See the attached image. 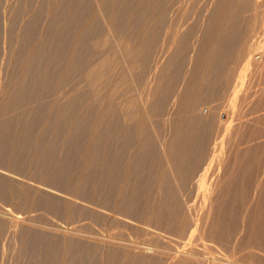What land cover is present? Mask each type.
I'll use <instances>...</instances> for the list:
<instances>
[{"label":"rangeland","instance_id":"obj_1","mask_svg":"<svg viewBox=\"0 0 264 264\" xmlns=\"http://www.w3.org/2000/svg\"><path fill=\"white\" fill-rule=\"evenodd\" d=\"M41 1H43V2H41ZM41 1L40 0H30V1L29 0H23V1L22 0H0V69H1L0 70V108L2 107L1 109L3 111H4V109H6L5 107L8 108V110H7L8 112L7 111L3 112L2 110H0V114H1L0 115V122L3 123V126H5V128H6V126H7V128L9 127L8 129H6L8 132H9L10 126H11L12 130L16 129L17 131L15 130L14 133L15 134L18 133L17 134L18 136L23 131L25 132V135H26V132H28V130H29V132L32 131L31 136L29 135V132L27 133V135H29L28 137H25L27 140H25V138L21 137V136H23V137L25 136L23 134L24 132L21 133L23 135H21L19 137L22 138V140L24 139V141L21 140L22 142L20 141L19 143L17 142L18 140L16 138H18L19 140H20V138L16 137L17 135H15L11 129H10V132L9 133L7 132L6 134H4L3 137H1L2 136V133H1L0 138H2L1 140L3 142L0 140L1 141L0 142V152L2 153L0 155L3 156V153L6 152L5 150H7L6 148H8L6 146H8L9 143H10L9 145L11 147L15 146V145L17 147V146H20L19 144L22 145V143L24 142V145H22L21 147L27 146L30 150H31L32 146H33V149L38 147V150H39V147L42 148L43 150H44V148L47 147L46 149L48 150V151L47 150L42 151V149H40L41 152L39 150L40 154H42L44 157H45V154L47 153L46 158H44L42 155L37 154V153H39L38 151L36 152V150L34 151L33 149H32V151H34V155H32L33 152L32 151L29 152L30 150H27L28 149L27 147H26L27 149L24 148V150L26 149L24 151V153H26V154L23 153V148H22V151L17 149L18 147L17 148L12 147L15 149H12L11 147L8 148V150H10V152H8V153H10L9 154L10 156H8V153L6 152V154H5L6 157H4V159L6 158V160H7V158H8V161H9L11 157H15L18 160V157L20 156V154L21 155L23 154L24 156L22 155V157L25 160L24 157H27L28 152H29V154L33 157L31 158V156H30V158L28 157V158H26V160L30 159V162H31V160L33 159V161H35L34 163L36 164V168H35L36 172L34 171L35 165L32 166L33 161H32V165H31V163L29 165L27 163L29 161L25 160L26 164L24 166L25 161H22L23 159L21 158V156H20V158L22 160L17 161L16 159L11 158L10 162H8L4 159H1L2 157L0 156V164H2V165L5 163L8 164L7 166H5L6 164L4 165L5 166L4 169L7 170V168H8V171L5 170V172H10L9 170L13 171L14 168H16V169H14V171H16V172H17V169H18V171L21 169L20 170L21 174H20V172L17 173V175L15 176V179H14L15 181L13 180V178H14L13 174L15 172H13V174L11 173L12 171L10 172L11 174L7 173L8 174V176L6 178L7 181L13 180L16 183L17 177H18V179L21 177L19 179V181L20 180L21 181L19 183L14 184L16 186V188H13V187H15L14 185H12V187L9 186V184L11 185L14 183L13 181H12V183H10V181H9V183L6 185L7 187L4 186L5 183H7V182L5 181V178L0 177L1 178L0 182H2V181L5 182V183L2 182V184H4V185H2V187L4 186V189L2 188L4 190V193L6 194L8 192V194H6V196H5L7 198V200L4 196H3L4 198H2L1 197L2 195H0V197H1L0 198V264H18V262H19L18 258H20L21 254H23L22 252L25 251V250H23L24 247L21 248V246L23 245L22 241L24 242V239H25L22 236L24 234H25L24 237H26V234L32 235V233H33L32 230L36 231V233H33L34 235L36 234V236H40V234H38L39 232H42V234L46 232L49 235V237L51 236L50 240L51 241L53 240V242L55 244H57L56 247L60 246V247L56 248V250H55L57 252H55L54 256L52 257V259L54 260V261L52 260V264H58L60 261L62 262V263L60 262L61 264H70L68 259L70 261H74V262H80V261L86 262V261H89V258L92 260V264H94V263L99 264L102 261L103 262L100 264H106L108 262L107 260L110 259V257L108 258L107 255H110L111 259L115 260L116 263H114L113 260H112L113 262H111V260H110V262L112 264H117L119 261L120 262L118 264H125V263L128 264L130 259H131V261L129 262V264H134L136 262L139 263L138 260H140L141 258H142L141 259L142 261H140L141 264H145V263L148 264V262H146V261H149V264H151V262L152 261L155 262V260H156L155 264H157V263L158 264H167V263L173 264V261L175 264L177 263L175 261H178L177 264H179V262H181L180 261L181 258H177L178 260H176V257L173 258L172 254H174V252H176V251H179V250L181 251L183 248H182V246H178L177 243H175L176 245L174 243H172V246L174 247V245H175L177 248L176 249L174 247L176 249V251H175V249L170 245L171 244L169 242L170 239L162 233V230L165 228V226H160V225L162 223H163L162 225H164V224L166 225V223H164V221L166 222V220H167L166 214L169 215L170 213H173V210L176 209V207H178V208L181 207L183 209V211H185L186 205H190V207H192V208H190L191 214L193 215L192 217L195 216V214H194L195 211H196V215L199 212L198 215L199 214L200 215L198 217L201 218V223L203 224L202 226L204 227L206 225L205 229L209 228L206 231V233H207L209 230L208 234L205 235L206 236L205 239L206 238L208 239L210 237H214V235H216V236L218 235V237H217L218 239H216L218 241L217 243H216V240H214L216 237L212 240L214 242H212L210 239L205 240L206 241L205 243L209 244V246L208 245L207 246L211 249V256L212 255L214 256V253L216 252L214 257H216V258L221 257L224 260V263L222 262L223 264H229V263H227L228 261H225V260H227L228 258L231 259V256H232V258L235 259L236 262H238V264H239V262H240V264H242V263L243 264H251L254 261H255L254 262L255 264L256 263L261 264V262H259V261H262V264H264V262H263V260H264V247H263L264 243H263V241L264 240H262L263 238H261L262 236L264 237V235H262V234H264V230H263L264 229V227H263L264 217H263V220H261V223H258L260 221V219L262 218V216L264 215V213H263L264 212V210H263V208H264L263 200L264 199L262 200V198H261L262 196H264L263 195L264 194V183H263L264 182L263 181V179H264V0H84V1L83 0H41ZM18 3L21 5H18ZM15 7H18L17 8L18 11L14 10ZM64 7H66V8H64ZM1 17H2V19H1ZM69 21H70V23H69ZM73 21H74V23H73ZM33 23H34V25H33ZM28 24L31 25V28L34 31H36L35 34H33V32L31 33L29 30H26V27H28ZM74 24H76V25H74ZM18 27H20L21 29ZM40 30H41V32H39ZM55 30H56L57 34L55 33ZM64 30H66V31H64ZM43 31H44V33H43ZM58 31H59V33H58ZM37 32H39V33H37ZM60 32L61 33L68 32L70 38H68L65 42H63L64 40L60 41L61 39H58L57 41H55V39H54V43L52 42V44H51V41H53L52 40L53 37L50 39V36H54L53 34H55V37H56L58 34H60ZM45 34H46V36H45ZM28 35H29V37H28ZM22 40H24V41H22ZM16 41L23 42V48H22L23 50L19 49L15 53L14 51H16V50H14L13 45H14V42H16ZM41 41L44 44H41ZM58 41H60V43ZM33 43H35V44H33ZM30 44H32V45H30ZM35 48H36V52H37V50L39 51L36 53V57H35L36 60L35 59L31 60L29 63L30 66L28 64L25 65V61L23 62L24 58L23 59L20 58L21 53L24 51L27 52V50H28L29 53H26V54H31ZM55 48H58V49H55ZM60 49H64L63 55H61V53L59 51ZM57 50L59 51V53ZM13 54H14V56H13ZM177 54H178V57H176ZM183 54H185V55H183ZM199 54H202V56ZM207 54H209V55H207ZM9 56H11V59L13 62L16 63L17 60H15V59H19V61L21 63L19 61H17L19 63H16L17 64L16 65L15 63L10 62ZM179 56H182V58L183 57L184 58L182 59ZM13 57L15 58L14 60H13ZM40 57H41V59H40ZM174 57H176V58H174ZM197 57H199L200 61H199V59H197ZM8 59H9V62H8ZM105 59L107 60L106 65L104 64L106 62ZM39 60H41V61H39ZM180 60H182V61H180ZM43 62L46 65L42 64V66H41L40 63H43ZM52 62L54 64H52ZM67 62H69V63H67ZM243 63H244V65H243ZM11 64L12 65L15 64L14 66L15 67L18 66V67L15 69V67L13 66L14 69H12ZM23 64H24V66H22ZM50 64H52V65H50ZM36 65H37V67H36ZM53 65L59 66L58 67L59 69L56 70V72H54L52 74L54 76V77L52 76L53 79L50 75V78H51L50 79V86H48V88H46V89L49 90V88L51 87L52 90L50 89L48 92L46 89H44V87H42V85L44 86V84L47 81V80L45 81V79L49 78V76L47 78L45 76L50 74L49 70H50V68L53 67ZM102 65L105 67L102 68L103 67ZM26 66H27V68L25 69ZM100 66H101V68H100ZM20 67H21V70H23L25 72L24 76L26 75V72L28 74L27 77L30 76L29 79L31 80V82L35 79L34 77H36L37 75L40 74V76L39 77L37 76V78L41 77V71H43L41 69H44L43 73L45 71H49V72H45L44 73L45 75L42 73L43 75L41 78H43V77H45V78L43 79V81L41 80V78L39 79L40 81H42V84L40 86H38V87L36 86V83H37V85H39L38 83L40 82L39 80L37 81L36 80L37 78H36L34 80L35 82L33 81L34 83H32L33 86L31 85L32 88H31V86H28V88H30V89L27 90V88H26L24 90V91L27 90V93H29L28 96L30 98L33 96L32 97L33 99L31 98V100H29L30 98L27 96V93L23 92L21 96L24 97V95H26L25 98H27V99H22V97H21V99L26 100V101H23L24 103H22V104L19 101L18 104L16 105V108H15V106L13 108L12 105H7L8 102L6 104V101H8V98L10 96L8 91H10V90L12 91V89L11 88L9 89L8 87L9 86L12 87L14 85L16 86L18 84V82L21 81L20 80L21 78H19V77L20 76L23 77V75L21 73V70L19 69ZM23 67H24V69H23ZM40 67H42V68H40ZM45 68H47V70H45ZM93 68L95 69V71L92 70ZM245 68H247V69H245ZM248 69H249V71L247 72ZM7 70H8V72H7ZM10 70H14V71H12L13 74H12V72L10 74ZM16 70L19 73H16ZM99 70H100V72H99ZM89 71H91V73H92L91 76L89 75V74H91V73H89ZM102 71H103V73H101ZM46 73H48V74H46ZM9 74L11 76L15 74L14 76L18 75V77L16 76V79H15L14 76L9 77ZM87 75H89V76L87 77ZM93 75H95V76H93ZM98 75L101 78H104V77L105 78L101 79ZM95 77H97V78L94 79ZM18 78L20 81L18 80ZM98 79H99V81H98ZM183 79H184V81H183ZM15 80H17V81H15ZM13 81H15L17 84ZM95 81H96V83H95ZM10 82H13V83H10ZM7 83H9L10 85H7ZM12 84H14V85H12ZM34 85L36 86V88L40 87L39 91H38L39 93L36 92L34 94V92L37 91V90H35L36 88ZM1 86H3V88ZM33 87L35 88L34 91H33ZM43 89L46 91L44 92ZM5 90H7V91H5ZM30 90L32 91V94L30 93L31 92ZM6 92H7V95L5 94ZM46 92L48 94H46ZM40 93L43 94V96H41ZM44 93L46 94L45 97L48 96L47 99L44 98V95H45ZM36 94H37V96L40 94L38 96L39 99L41 97H42V99L43 98L45 99V100L43 99V101L46 102V105H44L45 102H43V101H42L43 104H40V102L38 101L40 104V105H38V102H37L38 97L36 98V96H34ZM4 97H5L6 101H5ZM157 99H159V101ZM154 102L155 103L157 102V103L155 104ZM28 104H30V105L28 106ZM31 104H33V105H31ZM21 105H23L24 107L22 108ZM50 105L52 108H53V106L56 108V110H55V108H53L55 113L52 110V108L50 109ZM38 106H40V107L46 106V109L43 107V108H40L41 110H37V109H39ZM48 107L50 110H48ZM18 108H20V109L18 110ZM32 108H34L33 112L31 111V110H33ZM35 108H37V109L35 110ZM75 108H78V112ZM80 108H81V110H79ZM42 109L44 110V112ZM71 109H72L73 113L69 112V111H71ZM46 110H48V111H46ZM57 110L60 112H58ZM41 111H42V113H41ZM49 111L53 113V114L51 113L52 116H51ZM75 111L78 113V116L76 115L77 113ZM80 111H82V112L80 113ZM1 112H3V113H1ZM5 112L9 113V116H7L8 114H4ZM28 112L33 113L32 117L29 116L30 119L32 118L31 124L29 123L31 121H28V119H27L28 115H29ZM83 112L84 113L86 112L85 113L86 115ZM10 113H12V114H10ZM44 113L47 115L49 114L51 117L48 116L50 118H47V115H45ZM66 113H67V115H66ZM79 113L82 115H80ZM34 114L38 115V116L35 115L36 119L39 117V119L42 120L43 117H41V115L43 116V114H44V119L45 118H46V120L50 119L48 123H47V121L44 123V120H42V122L40 121L41 123H44V126H45V124L49 125L51 122L53 123L54 120H57V121H54V124H51V126L56 125L57 127L52 126L53 129L51 128L49 130V128L51 126L49 128H48V125L44 127L39 122L38 119H37L38 121H36L34 119L36 123L39 122V124H36L33 120ZM55 114H58L57 115L58 117ZM60 114L64 115V116H61ZM75 115L77 118L75 117ZM1 116L2 117L4 116V119H5V116H7V118L5 120H3ZM12 117H14V119H11ZM15 117H19V118L15 120ZM52 117L55 119H53ZM64 117L66 118L65 119L67 121V122L65 121L66 123L64 122ZM72 117L74 120H72V122H71ZM25 118L27 119L28 122H26V121L24 122ZM83 118H85V119H83ZM7 119H8V121H7ZM12 120L14 122H12ZM18 121L21 122L22 127H21L20 123H19L20 126L17 127ZM84 121H85V123H84ZM55 122H57V124H55ZM59 122H61V125ZM75 122H77V123H75ZM12 123L13 124L15 123V126ZM23 123H24V125H23ZM70 123H72L71 126H70ZM4 124H6V125H4ZM25 124L28 127H30V129ZM64 124H66V126H65L66 129L65 128L62 129V126ZM83 124L85 125V127ZM12 125L14 127H12ZM35 125H37L36 128H35ZM38 125H40L39 127L42 126L43 128L40 129L38 127ZM77 125H78V127H76ZM23 126L25 128H23ZM82 126L84 128H82ZM31 127H32V129H31ZM33 127L35 128V130ZM55 127L57 128V130ZM58 127H59V129H58ZM74 127H76V129ZM19 128L21 130L22 129H25V130L21 131ZM72 128L74 130H76L75 132H77V133L80 132L81 135L76 134V133L73 134L74 130ZM37 129H39V131H37ZM46 129L49 131H46ZM60 129H62L64 131H62V133H61ZM71 129H72V131H70ZM80 129H81V131H80ZM42 130L44 131V133L42 132ZM66 131H67V133L70 131L69 137H67L68 134L66 133ZM180 131H182L181 134H180ZM39 132H42L44 138L48 135L47 137L48 138L50 137L51 139L50 138L48 139L46 137L45 138L46 140H44L42 137H39V139H38L39 141H37L36 138H38V136H42V134L41 133L39 134ZM51 132H53V134ZM58 132H60V135H58ZM10 134H14L15 137H14V135L12 137V135H10ZM62 134H64L63 135L64 139H63V137H61ZM187 134H189L190 137ZM6 135H8L9 137ZM49 135H51L52 137ZM71 135L72 136L75 135V136H73V138H72ZM76 135H78V136H76ZM79 135H80V137H79ZM82 135H83V139L81 137ZM35 136H36V138H35ZM65 136H66V139H65ZM93 136L96 139H94ZM181 136H183V139H185V138L186 139L182 140ZM59 137H61V138H59ZM74 137L75 138L77 137V138L74 139ZM176 137H178V138H176ZM187 137H189V138H187ZM67 138H70V139H67ZM97 138H101V139L98 140ZM7 139L11 140V142H8L9 140H7ZM14 139L16 140L15 142L18 144H15V142L12 143V141ZM92 139L94 140V142L92 141ZM177 139H180V140L178 141ZM4 140H5V144H3ZM30 140L31 141L34 140L35 142H31V145H30V144H28V142L30 143ZM59 140H61V141L59 142ZM65 140H66V142H65ZM69 140L71 141V143L69 142ZM124 140H125V143H123ZM181 140L185 141V143L187 145L185 146V143H182ZM25 141H28V142L26 143ZM36 141L39 142V145L37 144ZM40 141L41 142L43 141L42 142L43 147L41 146ZM56 141H58L59 143L57 142L58 143L57 144ZM95 141H97L98 143L97 142L95 143ZM119 141H120V143H119ZM133 141L136 143H133ZM62 142L64 143L65 147H64V145H62ZM130 142H131V144H127ZM1 143H2V145H1ZM65 143H67V144H65ZM72 143L76 144L77 147L74 144L72 145ZM121 143H123L125 147ZM188 143L190 144V146L188 145ZM26 144H28V145H26ZM68 144H70V146L72 148H70V146ZM95 144H97V145H95ZM133 144H135V145H133ZM141 144L142 145L144 144V145L142 146ZM179 144L180 145L182 144L181 145L182 147ZM29 145L31 147H29ZM35 145H36V147H35ZM50 145L52 146V148ZM127 145H129V146H127ZM195 145H196V147H195ZM55 146L59 147L60 150H62V148H63V150H62L63 153H61L60 150L57 149ZM66 146H68V147L66 148ZM74 146L76 147V149L74 148ZM78 146H80V148ZM53 147H55L54 150H57V152L60 154V156L61 155H63V156L62 157L58 156L57 155L58 153L56 151L52 152ZM118 147H120V148H118ZM194 147H195V149H192ZM69 148L71 150L74 149V152L71 153V150ZM98 148H99V151L96 150ZM121 148H123L125 151L122 150ZM189 148H191L192 150L190 151ZM11 149L14 151V153L12 152ZM16 149L19 150L20 152L16 151ZM65 149H67V150L69 149V150L67 151ZM108 149L111 151H109L108 154H106ZM119 149H120V151L121 150L122 151L120 152ZM140 149L143 151L142 153L140 152ZM75 150H76V152H75ZM80 150H81V152H80ZM92 150L96 151L94 154H96V156L100 157L99 160L96 159L98 157L95 158ZM49 151L51 153H49ZM89 151H90V153H89ZM104 151L106 152L104 155H106V157L109 160L107 158H105V156L103 155ZM113 151H115V152H113ZM15 152H19V153H15ZM35 152H36L37 156H36ZM43 152H45V153H43ZM65 152L68 155H66ZM78 152H80V153H78ZM110 152L114 153V154L112 153L113 158H112ZM74 153H76V155H72ZM97 153H99L100 155L102 154L103 157H101L99 154L97 155ZM117 153L120 155H118ZM13 154L14 155L19 154V155L13 156ZM47 155H50V156H48V158H47ZM71 155L73 157H76L77 159L81 158L80 161L77 160L76 158H70V157H72ZM91 155L94 156L93 161H91L92 159H90ZM114 155L115 156L117 155L116 158ZM34 156H36V158ZM39 156H41V157L39 158ZM108 156L112 159V161L110 160V158ZM122 156L124 158H122ZM172 156H174V157H172ZM37 157L39 158L38 163L36 162L38 159ZM42 157L46 160L45 162L41 161V160H44V159H42ZM49 157H52V158L50 159ZM55 158L56 159L58 158V159L55 161L54 160ZM60 158H61V161H60ZM63 158H65V159H63ZM102 158H103V160L106 159L107 162L109 161V163L104 164V162H106V160H105L103 162V164H104L103 167H102L103 164L100 162ZM120 158H122V159H120ZM138 158L141 160H138ZM144 158H145V160H144ZM47 159H48V162L52 161V159H53V163L51 162L52 164H50L51 166H49V168H48L47 164H49L50 162L48 163ZM70 159L73 160L74 162L71 161ZM88 159H90V161H88ZM14 160H16V163H18V164L13 163ZM68 160L71 161V164L68 163ZM94 160H95V162H94ZM117 160H118V162H117ZM114 161L116 164L114 163V166H113ZM123 161H124V163H123ZM125 161H127L126 163L127 164L129 163V165L126 164V166H125ZM132 161L134 164H132ZM21 162H24V163L21 164ZM41 162H43L44 166H42V164H40ZM60 162L63 163L64 165H65V162H67L66 165L68 166V164H69V167H71L70 168L71 170L69 168H67L66 165H65L66 168L64 167L63 164L60 165L61 164ZM88 162H89V164H88ZM110 162L112 164H110ZM9 163H13L14 165H17V166L10 165ZM54 163H58L60 165V167L62 168V170L60 169L59 165L54 164ZM95 163H97V166ZM27 164H28V166H27ZM121 164L123 167H121ZM137 164H139V166L140 165L141 166L139 167ZM186 164H187V166H186ZM2 165H0V169H1L0 173H2L1 171H3L2 167H4V166H2ZM55 165H56V168L55 167L53 168V166H55ZM74 165H76V166H74ZM105 165L107 166V168ZM111 165H112V167H111ZM116 165H119L120 168ZM133 165H134V167H133ZM37 166H39V167L42 166L43 169L42 168L37 169ZM85 166H87V168ZM93 166L94 167L96 166V168L94 169ZM127 166H129L131 168H129ZM137 166H138V168H136ZM28 167H29V170H28ZM90 167L93 168V170ZM115 167H116V169H115ZM46 168H48V169H46ZM97 168L99 169L100 172L96 171ZM117 168H119L120 170H118ZM123 168H124V170H123ZM132 168H134V169H132ZM189 168H190V170H188ZM30 169H33V172ZM44 169H46V170H44ZM74 169L76 170V173H75ZM87 169H88V171H87ZM106 169H107V173H106L107 175L105 174ZM121 169H122V171H121ZM125 169H130L131 173L130 172L128 173V170H125ZM178 169H179V172L180 173L182 172L183 174L182 173L178 174V172H177ZM183 169H184V171H183ZM47 170H51V171H48L51 173V176L49 175L50 173L48 174L49 176L47 175V173H48V172H46ZM56 170H57V172H58V170H60L59 173L56 174L55 173ZM28 171L30 173H28ZM43 171H45V172H43ZM52 171H54V173L56 175ZM61 171L62 172L66 171L67 173H64V175H63V174H61L62 173ZM89 171H91V173ZM123 171H125V172H123ZM136 171H138L139 173L141 172V173L138 174V172H136ZM72 172H74V173H73V175L71 174L72 176H70V173H72ZM116 172L118 173V176H117ZM33 173L38 174V175L36 176ZM111 173H112V175H110ZM5 174H4V172L2 173V175H5ZM18 174H20V176ZM32 174L34 175V177H31ZM67 174H69V176ZM91 174H94V176L91 177L90 176ZM97 174H99L100 177H98L99 175L97 176ZM242 174H245V175L242 176ZM2 175L0 174V176H2ZM10 175L13 177L11 178ZM27 175H29V176H27ZM40 175L43 177L39 178L38 176H40ZM57 175H59L60 177ZM113 175L117 178L116 181L118 184L116 183L115 177ZM129 175H135V176L132 177ZM240 175L243 178L239 177ZM250 175L253 178L250 177ZM35 176L38 177L37 179L40 180L41 182H43V184L39 183L38 180L35 182L34 181L36 179ZM86 176H87V178H86ZM104 176H106V177H104ZM120 176H121V178H119ZM139 176H140V178H139ZM141 176H143L144 178L141 179L142 178ZM2 177H6V176H2ZM28 177H29V179H28ZM44 177H45V179H44ZM46 177L47 178L49 177L48 179L52 180V184L50 183V181H46ZM51 177H53V178H51ZM56 177L60 180H58ZM89 177L92 179L90 180ZM96 177H98L97 180L98 179L100 180V181L98 180L99 182L96 180ZM65 178L68 179L67 182L69 183V185H67L68 183L65 181ZM69 178L71 180L73 179L72 184H71V180ZM124 178L125 179L127 178L128 180L130 179L129 180L130 182H131V178H132V182L128 183L127 179L125 182ZM238 178H239V180H238ZM42 179L45 180V183H47V185L44 183V180H42ZM84 179L86 180L85 182L83 181ZM123 179H124V182H123ZM134 179L136 181L133 184ZM255 179L257 181H255ZM258 179H260V180H258ZM22 180H24L25 182L23 181V183H22ZM29 180H31L30 183L33 181L32 182L33 184L32 183L30 184ZM54 180H55V183H54ZM104 180H106V181H104ZM119 180H120V183H119ZM137 180H140V181H137ZM141 180H142V182H144V184L141 182ZM204 180H205V182H204ZM74 181H76V182H74ZM87 182H89L90 185ZM90 182H92V183H90ZM227 182L229 184H227ZM230 182L232 184H230ZM236 182H237V184H236ZM26 183H28L31 188ZM57 183H58L59 187H61L60 192L59 191L56 192L57 189L59 190V187H57L58 186ZM102 183L104 185L107 183V185H105V186H110V187L107 188ZM238 183H240V184H238ZM259 183L261 186L259 185ZM35 184H36V186H35ZM38 184L39 185L41 184L40 186L42 188L39 186L41 189L37 188ZM49 184H50V186H49ZM62 184H63V186H65L64 188H63ZM101 184L103 186H101ZM115 184H117L116 187L114 186ZM20 185H21L22 189L27 190V187H28V190L27 191L23 190V192L22 191L20 192V190H19V189H21V187H19ZM23 185L25 187H23ZM82 185H85V186L82 187ZM86 185H87V188H86L87 194L85 193V191H83V188L86 187ZM111 185H112V187H111ZM118 185L123 186V188L118 186ZM130 185H131V188H129ZM137 185L144 188V189H141L142 191L140 190L142 193L140 191H138L139 189H137V187H139V186H137ZM235 185H237L240 188H238ZM255 185L260 186L263 190L257 186L258 188L256 189V191H254ZM66 186H69V188H66ZM234 186L236 188L235 189L236 191L234 190ZM34 187H35V189H34ZM101 187L105 188V189L103 188L104 191ZM119 187H120V189L122 188L121 190L124 192H125V189L127 191V188H129L128 191L129 190L130 191L132 190V191L131 192L127 191L128 193L127 192L124 193L119 189ZM241 187L244 190H241ZM250 187H252V188H250ZM5 188L7 190L9 189L10 193H9V190L7 191ZM32 188L35 190V192H33V194L30 193L31 194L30 195L28 192H32L33 191ZM47 188L49 190H47ZM52 188L54 189L53 191H52ZM55 188H56V190H55ZM62 188H63V190H62ZM88 188L90 189V191L88 190ZM225 188H227L228 190ZM94 189H95V191H94ZM98 189L101 191V194H100V191ZM108 189L111 192L114 189L112 192L113 194H111V192ZM136 189H137L138 193L137 192L135 193ZM223 189H225L226 191ZM245 189H247V190H245ZM3 190H0V192L2 191L1 194L4 195ZM41 190H42V194L44 196L41 194V192H40ZM50 190H51V192H50ZM81 190L85 194H83L81 192ZM84 190H85V188H84ZM87 190H88V192H87ZM106 190L108 191V194H107ZM119 190H120V192H119ZM229 190H231V191H229ZM237 190H240L239 191L240 193ZM5 191H7V192H5ZM14 191H16V192L19 191L20 193L17 192V195H14ZM24 191L27 194H25ZM66 191H68V192H66ZM227 191L231 192V193H229L228 196L225 195L228 193ZM242 191H243V193H242ZM253 191L258 193V194L263 193L262 195L259 194L261 197L259 195H257L261 198V200L259 198H258V200L256 199L257 196L255 193H252ZM16 192H15V194H16ZM52 192L54 194L56 192V196L53 194L56 198L52 195ZM139 192H140V194H139ZM237 192H238V195H237ZM38 193L41 195H39ZM57 193H58L59 197H58ZM81 193H82V196H81ZM131 193L132 194L135 193L136 196L132 195L131 197H133V198H128V197H130ZM11 194H13V195H11ZM109 194L111 196H107ZM252 194H253V197H252ZM8 195H11L12 197L8 196ZM28 195H29V198L31 196L32 200H30L28 197H26ZM77 195L80 197H78ZM90 195H91V198H90ZM122 195H124V196L126 195V197H124ZM171 195H173L174 197L173 196L171 197ZM22 196H23V198H22ZM33 196L35 198L36 197L38 198V196H40L39 199L41 201H38L39 199L36 200L37 198L35 199ZM86 196L87 197L89 196V197L86 198ZM139 196H140V198H139ZM142 196L144 198H142ZM223 196H224V198H223ZM41 197L45 198V199L43 198L44 201H42ZM53 197L55 200H52L50 202L51 198H53ZM92 197H94V198H92ZM112 197H114V199ZM134 197L135 198L137 197V199H139L138 201H136V203L138 205L136 203H134L135 200H137V199H134ZM231 197H232V199L233 198L235 199V197H236V200H234V202L232 200L230 201ZM33 198L35 201L33 200ZM57 198H58V200H60V206L61 205L63 206V207H61L62 209L60 208L61 210L59 209L60 206H59V201L57 200ZM60 198H62V199H60ZM107 198H109L110 200ZM121 198L124 202L127 201L128 204L131 203V201L133 200V202L131 204L132 205L134 204V206L135 205L136 206L131 207L132 205L130 204L131 206L130 205L128 206L127 202L125 204L122 203ZM125 198H126V200H125ZM141 198L144 200L143 202H141L142 201ZM163 198H165V200L166 199L167 200L164 201ZM173 198L175 200L174 202L169 201V200H173ZM220 198H222V199H220ZM241 198H243V200ZM20 199H21V201L22 200L24 202L26 201L25 204L23 202L21 204L19 201ZM28 199L30 200L29 204L32 205L34 203V205L30 206L27 203V201L29 202ZM105 199H106V201H105ZM118 199H120L121 202ZM4 200H6V201H4ZM61 200H63V201H61ZM115 200L117 201L116 203L114 202ZM224 200H226V201H224ZM241 200H242V202H241ZM37 201H38L39 205L35 204V203H37ZM45 201H47V203ZM55 201L58 202V204ZM162 201H163V203H162ZM228 201H229V203H228ZM238 201L240 202V205L242 204V206L239 205V208L237 206L239 204ZM244 201H245V203H244ZM39 202H42L43 205ZM49 202H50L53 210L55 208H57L56 210L59 209L60 211L58 210L57 212H55L56 210L53 211L51 207L49 208L48 207V206H50ZM61 202H62V204H61ZM105 202L106 203L108 202V203L106 205H104ZM171 202H172V204H171ZM249 202H252L253 204L249 203ZM26 203L28 204V206L26 205ZM174 203L178 206H176ZM224 203L225 204L228 203L226 205L227 206L226 209H228V207L229 208L233 207V208H238L240 210V208H243V207L246 208L247 204H249V205L252 204V206L254 208L252 210V206H249L248 208L251 209V210L249 209L250 211L246 210L248 208H246V209L244 208V209L240 210V212H243L241 214H240V212H238L239 210L237 209V214H239V215H237V214L236 215L238 216V219L236 217V221L232 225V228H231L232 229L231 232H232L233 228H234L233 226H235L238 223L237 226H235V227L239 226L241 229L244 228L247 231V234L249 236L251 234H253V231H254V233H256V231L258 232L256 235L255 234H253V236L251 235L252 239L250 240L251 237L249 238V236L247 234H246V236L244 234V233H246V231L243 233L244 229L240 230L239 227H238L239 229L234 228V233H232V234L235 235V232H236V234H237L236 237L240 238V239L238 238L240 240V242L243 241L244 238L248 236L249 239L247 240V238H246L243 241V243H245V246L242 242H241L242 244L240 245L239 240H236L237 239L236 237H234L233 235H230L231 234L230 232L229 233L227 232L226 234L224 233L225 231L223 233H221L220 231H219L220 233L217 232L219 230V229H217L219 226H221V228L223 226H226V227L228 226L227 221L224 219V217L222 218V215H220L223 213L219 211L222 208V207L219 208L221 205H223L225 208ZM233 203H234V206L232 205ZM46 204H49V205L46 206ZM99 204L100 205L103 204V206H106V207H103L106 209L100 208L102 206H100ZM207 204H209V205H207ZM229 204H230V206H228ZM256 204H257V206H260L261 209L258 208L257 206L255 208ZM16 205H17V207H15ZM52 205H55V207ZM139 205H140V207H139ZM165 205L167 206V208L165 207ZM56 206H58V207H56ZM73 206H74V208H73ZM163 206L165 207L163 210V212L165 211V213H163V212L160 213V211H162V210H160V208L161 207L163 208ZM84 207H85V209H84ZM88 207L91 209H88ZM108 207L110 208V211H109ZM215 207L218 208V211H217V209H215ZM92 208H94L95 210L93 211ZM127 208H129L130 211H127L126 210ZM136 208H138V211ZM257 208L259 209L258 216H259V218L261 217L260 219H257L258 217H257V215H255V214H257V212H256ZM107 210L109 211V213ZM122 210H123V213H122ZM131 210L133 212H131ZM212 210H213L214 214L213 213L210 214V212H212ZM215 210H216V212H215ZM244 210L246 211V213L248 212L247 213L248 216L250 215L249 217H247L245 215L244 217H245L246 221H245V219H244V221L247 222V219L251 217L250 220L248 219L247 223H249V222L250 223L247 224V225H249V226H247V228H245L246 223L242 221V218H244V217H242V214L243 215L246 214V213H244ZM89 211H90V213H88ZM92 211H93V213H92ZM183 211H180L181 214H184ZM103 212L106 214H104ZM128 212H130V213H128ZM166 212H169V213H166ZM250 212H253L252 215L253 216L255 215V217H253ZM76 213H78V214H76ZM101 213H102V215H101ZM156 213H158V214H156ZM116 214H118V215H116ZM161 214H163V215H161ZM185 214H187V215H185ZM185 214L184 215H185L186 219L188 218V220L190 221L191 216L189 215L188 210L185 211ZM202 214H203V216H201ZM209 214H210V217H213L212 221L209 217ZM124 215L126 216V219H124L125 218ZM137 215H138V217H137ZM212 215H214V216H212ZM260 215H262V216H260ZM95 216H97V217H95ZM120 216L122 218L121 220H124V221L118 220V218ZM219 216H221V218ZM204 217H206L207 219L205 220ZM131 218L134 221V223L131 220ZM215 218H218V220L217 219L215 220ZM254 218H255L254 222L256 223L255 226L252 225L254 223L252 219H254ZM14 219L16 222L14 221ZM159 219H161V220H159ZM202 219L205 221L202 222L203 221ZM221 219H224L225 221L224 220L220 221ZM209 221H211V223H214V222L216 223V221H218L217 226H216V224H213L216 227V229H215V227H213V225L211 223H209ZM262 221H263V223H262ZM17 222H19V223H17ZM159 222H161V224ZM224 222H226V225H224ZM157 223H159L160 225ZM244 223H245V225H244ZM207 224L211 225L212 227L211 226L210 227L214 228L216 231L213 229L215 231L213 233V230L210 229V227ZM218 224H220V225L218 226ZM131 225L134 227H131ZM153 225H155V226L157 225L156 227H158V230H156V227ZM250 226H251V229L254 227L253 230H251L252 232L249 230ZM257 226H258V228H257V230H255V227H257ZM226 227H223V230H224V228L226 229ZM28 228L30 230H28ZM159 230L161 233L158 232ZM236 230L238 232L240 231L239 234L240 233H243V234H240L241 235L240 236ZM210 231H212V233H213L212 236L209 234V233H211ZM46 233H45V235L44 234L43 235L41 234V235L43 237L44 236L47 237ZM219 234H220V236H219ZM222 234H223V236L225 235V238L221 237ZM20 235H22V236L20 237ZM101 236H103V237H101ZM254 236H257V237H254ZM49 237H48V239H46V238L45 239L49 240ZM109 237H111V238H109ZM219 237H221V238H219ZM226 237H228L229 239L228 238L226 239ZM242 237H243V240H241ZM193 238H191L192 240H188L187 243L190 245L192 244V246L193 245L195 246L199 243V241H197L196 237H193ZM253 238H255V240ZM222 239H224V241ZM225 239L228 241L231 240V242L232 241L233 242L232 243L231 242L225 243L226 242ZM68 240L73 241V242L71 243ZM139 240H141V241H139ZM219 240H221L222 243L224 242V244H223L224 247L228 248V250H231L232 252L224 249L223 247L222 248L224 250L223 249L221 250V247L218 248L219 246L216 247V245H220V243H221V242H219ZM235 240L238 242H236ZM259 240H261V241H259ZM19 241L22 244L19 243ZM109 241H111V242H109ZM247 241L248 242L251 241V242H249L250 244L247 243ZM67 242H68V244H66ZM74 242H76L77 244ZM171 242H174V241H171ZM192 242H194L196 244H193ZM235 242L237 244V246L235 244L236 249H234L235 247H233ZM254 242L256 243V245L254 244ZM259 242L262 243L261 245H263V246L259 245L260 244ZM164 243H168V244L166 245ZM65 244H66V246H65ZM69 244H71V245H69ZM72 244L75 246H73ZM142 245H144V247L145 246L146 247L150 246L151 248L154 247V250H151V251H146L145 249L143 250ZM157 245H158V247H157ZM163 245L165 246L166 249H167V246L169 245L168 250H164L165 254H163V251H161V253L159 251H158L159 253L153 252L155 250L157 251V249H155V247H157L159 249V248H161L160 246H163ZM223 245H220V246H223ZM225 245H227V247ZM80 246H83V247H80ZM134 246H136V247H134ZM170 246L172 247V250H171ZM228 246L231 248L229 249ZM238 246L239 247L241 246L243 248H240L241 250L239 249V251H238L237 250ZM253 246H256V247H253ZM258 246H260V247H258ZM8 247L10 248V250ZM70 247L71 248L73 247L72 249L74 251L70 250L71 249ZM245 247L246 248L249 247L251 252H249L248 251L249 249L247 248L248 249L247 250ZM20 248L22 251H19ZM74 248L78 249V250H76V252L78 251L77 253H74L75 252ZM106 248L108 249L109 252H107ZM111 248H112V250H111ZM261 248H263V249H261ZM65 249H66L67 253H66V251H64ZM90 249H92V250H90ZM124 249H125V251H121ZM252 249L254 251H252ZM12 250H15V251H12ZM79 250L83 251L84 254L86 253V250H88L87 253L89 251L90 252L88 253V255H87V253L84 255ZM102 250H103V252H102ZM110 251H113V255H114L113 257L110 254ZM116 251L119 252L118 253L119 255L117 254ZM166 251L170 252V253H167ZM171 251H173V252H171ZM223 251H225V253H223ZM255 251H257V252H255ZM58 252H59V254H56ZM121 252H124L125 255H124V253H121ZM234 252L236 253V255ZM237 252H238V254H237ZM241 252L242 253L246 252L245 254H243V256L245 255L244 257L240 256V255H242ZM18 253H20V254H18ZM68 253H69V255H68ZM107 253H109V254H107ZM231 253H233L234 255ZM239 253H241V254H239ZM63 254L65 256H62ZM70 254H73V256ZM92 254H93V256H92ZM98 254H99V256H98L99 258H97ZM105 254H106V256H105ZM228 254H230V255L228 256ZM17 255H18V257H17ZM55 255H57L58 257L57 256L55 257ZM247 255H248V257H247ZM250 255H252V256L250 257ZM68 256H70V257H68ZM90 256H92V258ZM119 256L121 258H118ZM135 256L137 257V260H136ZM171 256H172V258H171ZM206 256L210 257V256H208V254H206ZM54 257L57 259L59 258V259L58 260L54 259ZM62 257H63V259H62ZM64 257H67V258H64ZM81 257H82V259H81ZM93 257H94V260H93ZM138 257H140V258H138ZM238 257H240V258L243 257L242 262L239 261L241 259L240 258L238 259ZM245 257H247V259H249V257H250L251 260L250 259L249 260L251 261V263L249 262V260H246ZM79 258H80V260H77ZM116 258L119 260H116ZM252 258H254V259L252 260ZM100 259H102V260H100ZM103 259H106V261ZM234 259H231V260L234 261ZM255 259L258 261H256ZM96 260L99 263H97ZM243 260H246L247 262L243 261ZM104 261H105V263H104ZM110 262H108L107 264H111ZM153 262H152V264H153ZM180 264H182V262Z\"/></svg>","mask_w":264,"mask_h":264},{"label":"bare ground","instance_id":"obj_2","mask_svg":"<svg viewBox=\"0 0 264 264\" xmlns=\"http://www.w3.org/2000/svg\"><path fill=\"white\" fill-rule=\"evenodd\" d=\"M22 1H23V0H22ZM29 1H30V0H29ZM40 1H41V0H40ZM83 1H84V0H83ZM41 2H43V1H41ZM41 2H40V3H41ZM53 2H54V1H53ZM131 2H132V1H131ZM204 2H205V1H204ZM24 3H25V2H24ZM198 3H199V2H198ZM41 4H42V3H41ZM15 5H16V4H15ZM18 5H21V4L18 3ZM75 5H76V4H75ZM104 5H105V4H104ZM33 6H34V5H33ZM40 6H41V5H40ZM42 6H43V5H42ZM22 7H23V6H22ZM159 7H160V6H159ZM17 8H18V7H15L14 10L18 11ZM64 8H66V7H64ZM216 8H217V7H216ZM32 9H33V8H32ZM42 9H43V8H42ZM60 9H61V8H60ZM62 9H63V8H62ZM114 9H115V8H114ZM177 9H178V8H177ZM14 10H13V11H14ZM13 11H12V12H13ZM41 12H42V11H41ZM60 12H61V11H60ZM135 12H136V11H135ZM19 13H20V12H19ZM89 13H90V12H89ZM194 13H195V12H194ZM37 14H38V13H37ZM230 14H231V13H230ZM232 14H233V13H232ZM41 15H42V14H41ZM189 15H190V14H189ZM134 17H135V16H134ZM140 17H141V16H140ZM149 17H150V16H149ZM12 18H13V17H12ZM15 18H16V17H15ZM1 19H2V17H1ZM98 19H99V18H98ZM18 20H19V19H18ZM65 20H66V19H65ZM69 20H70V19H69ZM146 20H147V19H146ZM218 20H219V19H218ZM19 21H20V20H19ZM67 22H68V21H67ZM17 23H18V22H17ZM29 23H30V22H29ZM69 23H70V21H69ZM73 23H74V21H73ZM7 24H8V23H7ZM144 24H145V23H144ZM33 25H34V23H33ZM37 25H38V24H37ZM74 25H76V24H74ZM148 25H149V24H148ZM148 25H147V26H148ZM50 26H51V25H50ZM48 27H49V26H48ZM151 27H152V26H151ZM227 27H228V26H227ZM16 28H17V27H16ZM18 28H20V27H18ZM34 28H35V27H34ZM45 28H46V27H45ZM51 28H52V27H51ZM63 28H64V27H63ZM13 29H14V28H13ZM20 29H21V28H20ZM48 29H49V28H48ZM48 29H47V30H48ZM22 30H23V29H22ZM26 30H29L31 33L33 32V34L36 33V31H34V30L31 28V25H29V24H28V27H26ZM43 30H44V29H43ZM66 30H67V29H66ZM66 30H64V31H66ZM45 31H46V30H45ZM53 31H54V30H53ZM53 31H52V32H53ZM61 31H62V30H61ZM67 31H68V30H67ZM87 31H88V30H87ZM225 31H226V30H225ZM9 32H10V31H9ZM39 32H41V30H40ZM39 32H37V33H39ZM49 32H50V31H49ZM27 33H28V32H27ZM43 33H44V31H43ZM55 33H56V30H55ZM58 33H59V31H58ZM69 33H70V32H69ZM71 33H72V32H71ZM51 34H52V33H51ZM51 34H50V35H51ZM56 34H57V33H56ZM157 34H158V33H157ZM53 35H54V36H50V39L53 37V39H52L53 41H51V44H52V42L54 43V39H55V41H57L58 39H61L60 41L64 40L63 42H65L68 38H70L68 32H65V33H61V32H60V34H58L56 37H55V34H53ZM42 36H43V35H42ZM45 36H46V34H45ZM148 36H149V35H148ZM28 37H29V35H28ZM22 38H23V37H22ZM31 38H32V37H31ZM72 38H73V37H72ZM260 38H261V37H260ZM25 39H26V38H25ZM41 39H42V38H41ZM217 39H218V38H217ZM4 40H5V39H4ZM26 40H27V39H26ZM39 40H40V39H39ZM126 40H127V39H126ZM136 40H137V39H136ZM22 41H24V40H22ZM43 41H44V40H43ZM60 41H58V42L60 43ZM212 41H213V40H212ZM244 41H245V40H244ZM27 42H28V41H27ZM27 42H26V43H27ZM31 42H32V41H31ZM67 42H68V41H67ZM78 42H79V41H78ZM80 42H81V41H80ZM245 42H246V41H245ZM250 42H251V41H250ZM9 43H10V42H9ZM28 43H29V42H28ZM35 43H36V42H35ZM35 43H33V44H35ZM38 43H39V42H38ZM55 43H56V42H55ZM68 43H69V42H68ZM95 43H96V42H95ZM41 44H44V43H42V41H41ZM49 44H50V43H49ZM30 45H32V44H30ZM37 45H38V44H37ZM60 45H61V44H60ZM62 45H63V44H62ZM10 46H11V45H10ZM13 46H14V50H16V51H14V52L16 53L19 49L21 50V49L23 48V42H21V41H16V42H14V45H13ZM33 46H34V45H33ZM57 46H58V45H57ZM80 46H81V45H80ZM36 47H37V46H36ZM40 47H41V46H40ZM65 47H66V46H65ZM83 47H84V46H83ZM138 47H139V46H138ZM29 48H30V47H29ZM60 48H61V47H60ZM89 48H90V47H89ZM94 48H95V47H94ZM175 48H176V47H175ZM203 48H204V47H203ZM55 49H58V48H55ZM197 49H198V48H197ZM210 49H211V48H210ZM252 49H253V48H252ZM22 50H23V49H22ZM25 50H26V49H25ZM50 50H51V49H50ZM89 50H90V49H89ZM221 50H222V49H221ZM57 51H58V50H57ZM59 51H60L61 55L64 54V49H60ZM59 51H58V53H59ZM65 51H66V50H65ZM130 51H131V50H130ZM145 51H146V50H145ZM258 51H259V50H258ZM11 52H12V51H11ZM37 52H39V51L37 50ZM37 52H36V48H35L31 54H26V53H29V51L27 50V52H25V51L22 52V53H21V57H20V56H19V57L22 58V59L24 58L23 62L25 61V65H26V64L29 65L30 61L33 60V59H35V57H36V53H37ZM48 52H49V51H48ZM55 52H56V51H55ZM68 52H69V51H68ZM139 52H140V51H139ZM178 52H179V51H178ZM180 52H181V51H180ZM194 52H195V51H194ZM19 53H20V52H19ZM205 53H206V52H205ZM212 53H213V52H212ZM260 53H261V52H260ZM126 54H127V53H126ZM180 54H181V53H180ZM238 54H239V53H238ZM242 54H243V53H242ZM15 55H16V54H15ZM19 55H20V54H19ZM183 55H185V54H183ZM183 55H182V56H183ZM199 55L202 56V54H199ZM207 55H209V54H207ZM11 56H12V55H11ZM11 56H9V57H10V62L15 63V62L12 61ZM13 56H14V54H13ZM16 56H17V55H16ZM141 56H142V55H141ZM175 56H176V55H175ZM182 56H179V57L182 58ZM205 56H206V55H205ZM251 56H252V55H251ZM254 56H255V55H254ZM254 56H253V57H254ZM176 57H178V54H177ZM176 57H174V58H176ZM203 57H204V56H203ZM212 57H213V56H212ZM245 57H246V56H245ZM46 58H47V57H46ZM53 58H54V57H53ZM69 58H70V57H69ZM183 58H184V57H183ZM183 58H182V59H183ZM218 58H219V57H218ZM14 59H15V58L13 57V60H14ZM40 59H41V57H40ZM50 59H51V58H50ZM66 59H67V58H66ZM141 59H142V58H141ZM177 59H178V58H177ZM197 59H199V57H197ZM246 59H247V58H246ZM15 60L19 61V59H15ZM35 60H36V59H35ZM105 60H106V59H105ZM203 60H204V59H203ZM17 61H16V63H19V62H20V61H19V62H17ZM39 61H41V60H39ZM57 61H58V60H57ZM125 61H126V60H125ZM180 61H182V60H180ZM199 61H200V59H199ZM8 62H9V59H8ZM101 62H102V61H101ZM104 62H105V61H104ZM117 62H118V61H117ZM243 62H244V61H243ZM250 62H251V61H250ZM16 63H15V64H16ZM20 63H21V62H20ZM67 63H69V62H67ZM106 63H107V60H106V62H105L104 64L106 65ZM9 64H10V63H9ZM15 64H13V65L11 64L12 66L10 65L12 69H14V67H15L14 65H15ZM42 64L44 65L45 63H44V62H43V63H40L41 66H42ZM52 64H54V63L52 62ZM52 64H50V65H52ZM57 64H58V63H57ZM63 64H64V63H63ZM63 64H62V65H63ZM102 64H103V63H102ZM123 64H124V63H123ZM198 64H199V63H198ZM250 64H251V63H250ZM16 65H17V64H16ZM28 65H27V66H28ZM45 65H46V64H45ZM100 65H101V64H100ZM160 65H161V64H160ZM209 65H210V64H209ZM243 65H244V63H243ZM13 66H14V67H13ZM19 66H20V65H19ZM22 66H24V64H23ZM22 66H21V67H22ZM27 66L25 67V69L27 68ZM29 66H30V65H29ZM102 66H103V65H102ZM129 66H130V65H129ZM131 66H132V65H131ZM169 66H170V65H169ZM169 66H168V67H169ZM258 66H259V65H258ZM17 67H18V66H16L15 69H16ZM21 67L19 68L20 70H21ZM36 67H37V65H36ZM38 67H39V66H38ZM58 67H59V66H57V65H55V66L53 65L52 68L49 67L50 70L48 69L50 72H49V71H45V72H49L50 74L46 73V74H48V75H46L45 77L47 78V77L49 76V78L45 79V81H46V80H47V81H46V83L44 82V83H45L44 86L42 85V87H44V89H46V88H48V86H50V79H51V78H50V75H51V77H52V76H53L52 74H53L54 72H56V70L59 69ZM104 67H105V66H103L102 68H104ZM176 67H177V66H176ZM246 67H247V66H246ZM250 67H251V66H250ZM40 68H42V67H40ZM40 68H39V69H40ZM98 68H99V67H98ZM100 68H101V66H100ZM247 68H248V67H247ZM247 68H245V69H247ZM23 69H24V67H23ZM65 69H66V68H65ZM82 69H83V68H82ZM96 69H97V68H96ZM131 69H132V68H131ZM197 69H198V68H197ZM243 69H244V68H243ZM0 70H1V69H0ZM31 70H32V69H31ZM41 70L44 71V69H41ZM45 70H47V68H45ZM70 70H71V69H70ZM92 70L95 71L94 68H93ZM100 70H101V69H100ZM100 70H99V72H100ZM102 70H103V69H102ZM211 70H212V69H211ZM253 70H254V69H253ZM12 71H14V70H10V74H11ZM43 71H41V77H42V75L45 73V72L43 73ZM116 71H117V70H116ZM248 71H249V69L247 70V72H248ZM254 71H255V70H254ZM7 72H8V70H7ZM23 72H24V71L21 70V73H22V75H23V77H22V76L19 77V78H21V79H20L21 81H20L19 78H18V80L20 81V82H18V84L15 82V81H17V80L13 81V82H15V83L17 84L16 86H15L14 84H12V85H14V86H12L13 88L10 87V86L8 87L9 89H10V88L12 89V91H11V90L8 91L9 94H10V96H9V98H8V101H6V99H5V97H4V99H5V101H6V104H7V102H8L7 105H12L13 108H14V106H15V108H16V105L18 104L19 101H20L21 104L24 103L23 101H26V100H22V99H27V98H25V97H26V95H24L25 93L23 94L24 97L21 96L22 93H23V92H26V93H27V90L30 89V88H28V86H31L32 83L35 82L34 80L37 78V76H38V77L40 76V74L37 75L36 77H34V78H35V79L33 80L34 82H33V81L31 82V80L29 79L30 76L27 77V75H28L27 72H26V75H25V76H24L25 72H24V73H23ZM69 72H70V71H69ZM134 72H135V71H134ZM177 72H178V71H177ZM16 73H19V72H17V70H16ZM21 73H20V74H21ZM42 73H43V74H42ZM74 73H75V72H74ZM89 73H91V71H89ZM101 73H103V71H102ZM101 73H100V74H101ZM253 73H254V72H253ZM10 74H9V77H12V76L15 75V74H14V75L11 76ZM12 74H13V72H12ZM37 74H38V73H37ZM55 74H56V73H55ZM93 74H94V73H93ZM95 74H96V73H95ZM98 74H99V73H98ZM178 74H179V73H178ZM5 75H6V74H5ZM44 75H45V74H44ZM85 75H86V74H85ZM89 75L91 76L92 73L89 74ZM89 75H87V77H88ZM96 75H97V74H96ZM232 75H233V74H232ZM6 76H7V75H6ZM16 76L18 77V75H16ZM16 76H14L15 79H16ZM34 76H35V75H34ZM93 76H95V75H93ZM98 76H99V75H98ZM98 76H97V77H98ZM175 76H176V75H175ZM180 76H181V75H180ZM41 77H40V78H41ZM45 77L41 78V80L43 81V79H44ZM53 77H54V76H53ZM53 77H52V79H53ZM97 77H95L94 79H96ZM99 77H100V76H99ZM123 77H124V76H123ZM184 77H185V76H184ZM204 77H205V76H204ZM40 78H37L36 80L38 81ZM100 78H101V77H100ZM104 78H105V77H104ZM104 78H101V79H104ZM213 78H214V77H213ZM91 79H92V78H91ZM191 79H192V78H191ZM172 80H173V79H172ZM242 80H243V79H242ZM39 81H40V80H39ZM42 81H40L41 83H40V82L38 83L39 85H37V83H36V86H37V87L40 86V85L42 84ZM51 81H52V80H51ZM96 81H97V80H96ZM96 81H95V83H96ZM98 81H99V79H98ZM183 81H184V79H183ZM190 81H191V80H190ZM13 82H10V83H13ZM52 82H53V81H52ZM187 83H188V82H187ZM187 83H186V84H187ZM5 84H6V83H5ZM92 84H93V83H92ZM257 84H258V83H257ZM7 85H10V84L7 83ZM121 85H122V84H121ZM3 86H4V85H3ZM3 86H1V87L3 88ZM32 86H33V85H32ZM32 86H31V88H32ZM34 86H35V85H34ZM36 86H35V88H36ZM166 86H167V85H166ZM185 86H186V85H185ZM5 87H6V86H5ZM5 87H4V88H5ZM42 87H41V88H42ZM210 87H211V86H210ZM237 87H238V86H237ZM6 88H7V87H6ZM6 88H5V89H6ZM26 88H27V90L24 91ZM35 88L33 87V91H34ZM39 88H40V87H39ZM39 88H36V89H35V90H37V91H35L34 94H35L36 92L39 93V92H38V91H39ZM202 88H203V87H202ZM44 89H43V90H44ZM50 89H51V87L49 88V90H50ZM180 89H181V88H180ZM31 90H32V89H31ZM31 90H30V91H31ZM46 90H47V89H46ZM46 90H44V92H45ZM49 90H47V91L49 92ZM51 90H52V89H51ZM187 90H188V89H187ZM5 91H7V90H5ZM40 91H41V90H40ZM10 92H11V93H10ZM28 92H29V91H28ZM30 93L32 94V91H31ZM190 93H191V92H190ZM5 94L7 95V92H6ZM9 94H8V95H9ZM40 94H41V93H40ZM40 94H39V95H40ZM44 94H45V93H44ZM46 94H48V93L46 92ZM46 94L44 95V98L47 99L48 96L45 97ZM28 95H29V93H27V96H28ZM39 95H38V96H39ZM31 96H32V95H31ZM34 96H36V98L38 97L37 94L34 95ZM41 96H43V94H41ZM21 97H22V99H21ZM28 97H29V96H28ZM32 97H33V96H32ZM32 97H31V98H32ZM99 97H100V96H99ZM29 98H30V97H29ZM29 98H28V99H29ZM31 98H30L29 100H31ZM34 98H35V97H34ZM44 98H43V99H44ZM192 98H193V97H192ZM196 98H197V97H196ZM196 98H195V99H196ZM32 99H33V98H32ZM41 99H42V97H41L40 99H39V97H38L37 102L39 101L40 104H43V102H45V101H43V99H42V100H41ZM44 100H45V99H44ZM157 100L159 101V99H157ZM162 100H163V99H162ZM5 101H4V102H5ZM21 101H22V102H21ZM35 101H36V100H35ZM42 101H43V102H42ZM147 101H148V100H147ZM155 101H156V100H155ZM39 102H38V105H40ZM41 102H42V103H41ZM81 102H82V101H81ZM189 102H190V101H189ZM20 103H19V104H20ZM29 103H30V102H29ZM47 103H48V102H47ZM68 103H69V102H68ZM120 103H121V102H120ZM143 103H144V102H143ZM154 103H155V102H154ZM154 103H153V104H154ZM156 103H157V102H156ZM156 103H155V104H156ZM185 103H186V102H185ZM4 104H5V103H4ZM23 105H24V104H23ZM23 105H21L22 108L24 107ZM29 105H30V104H28V106H29ZM31 105H33V104H31ZM44 105H46V102H45ZM57 105H58V104H57ZM61 105H62V104H61ZM127 105H128V104H127ZM2 106H3V105H2ZM5 106H6V105H5ZM19 106H20V105H19ZM41 106H42V105H41ZM154 106H155V105H154ZM183 106H184V105H183ZM8 107H9V106H8ZM36 107H37V106H36ZM38 107H39V109L35 108V110H36V109H37V110H41L40 108H43L44 106H43V107L38 106ZM77 107H78V106H77ZM1 108H2V107H1ZM1 108H0V110H2ZM5 108H6V109H4V111H7L8 108H7V107H5ZM10 108H11V107H10ZM13 108H12V109H13ZM20 108H21V107H20ZM20 108H18V110H19ZM28 108H29V107H28ZM44 108L46 109V106H45ZM51 108H52V107H51V105H50V109H51ZM53 108H55V107L53 106ZM53 108H52V110H53ZM59 108H60V107H59ZM32 109H33V110H31V111L33 112V111H34V108H32ZM50 109H49V107H48V110H50ZM75 109H76L77 112H78V108H75ZM95 109H96V108H95ZM154 109H155V108H154ZM158 109H159V108H158ZM9 110H10V109H9ZM15 110H16V109H15ZM15 110H14V111H15ZM25 110H26V109H25ZM42 110H43V109H42ZM48 110H46V111H48ZM52 110H51V111H52ZM55 110H56V108H55ZM79 110H81V108H80ZM83 110H84V109H83ZM83 110H82V111H83ZM137 110H138V109H137ZM159 110H160V109H159ZM2 111H3V110H2ZM4 111H3V112H4ZM14 111H13V112H14ZM53 111H54V110H53ZM57 111H58V110H57ZM57 111H56V112H57ZM82 111H80V113H81ZM3 112H1V113H3ZM7 112H8V111H7ZM13 112H12V113H13ZM32 112H30V113L28 112V113H29L28 118L26 117V118L28 119V121H31V122H29L30 124L32 123V120H31L32 118L30 119L29 116H31V117L33 116V113H32ZM38 112H39V111H38ZM43 112H44V110H43ZM49 112H50V111H49ZM58 112H60V111H58ZM69 112H72V109H71V111H69ZM75 112H76V111H75ZM77 112H76V113H77ZM92 112H93V111H92ZM12 113H10V114H12ZM14 113H15V112H14ZM34 113H35V112H34ZM36 113H37V112H36ZM41 113H42V111H41ZM51 113H52V112H50V114H51ZM54 113H55V111H54ZM63 113H64V112H63ZM72 113H73V112H72ZM80 113H79V114H80ZM83 113H84V112H83ZM85 113H86V112H85ZM85 113H84V114H85ZM4 114H8L7 116H9V113H6V112H5ZM19 114H20V113H19ZM31 114H32V115H31ZM37 114H38V113H37ZM44 114H45V113H44ZM44 114H43V116L40 114L41 117H43L42 120H44V123H45L46 121H47V123H48L50 119H48V120H46V118L44 119ZM52 114H53V113H52ZM52 114H51V116H52ZM70 114H71V113H70ZM74 114H75V113H74ZM0 115H1V114H0ZM15 115H16V114H15ZM35 115H36V114H34V118H33V120L35 119L36 121L39 120V122H40V121L42 122V120L39 119V117L37 118V119H38V120H37V119L35 118ZM40 115H39V116H40ZM45 115H47V114H45ZM55 115L57 116L58 114H55ZM55 115H54V116H55ZM60 115H61V114H60ZM66 115H67V113H66ZM66 115H65V116H66ZM76 115L78 116V113H77ZM76 115H75V117H76ZM80 115H82V114H80ZM85 115H86V114H85ZM7 116H5V119L7 118ZM16 116H17V115H16ZM36 116H38V115H36ZM48 116H50V115L48 114V115H47V118H50V117H51V116H50V117H48ZM54 116H53V117H54ZM61 116H64V115H61ZM83 116H84V115H83ZM83 116H82V117H83ZM256 116H257V115H256ZM1 117H2V116H1ZM19 117H20V116H19ZM19 117H15V120L18 119ZM53 117H52V118H53ZM57 117H58V116H57ZM75 117H74V118H75ZM84 117H85V116H84ZM26 118L24 119V122H25V121L28 122ZM61 118H62V117H61ZM76 118H77V117H76ZM76 118H75V119H76ZM80 118H81V117H80ZM90 118H91V117H90ZM2 119L5 120V119H4V116L2 117ZM2 119H1V120H2ZM11 119H14V117H12ZM11 119H10V120H11ZM53 119H55V118H53ZM62 119H63V118H62ZM65 119H66V118L64 117V122L66 121ZM69 119H70V118H69ZM83 119H85V118H83ZM83 119H82V120H83ZM35 120H34V122H35ZM72 120H74L73 117L71 118V122H72ZM79 120H80V119H79ZM79 120H78V121H79ZM152 120H153V119H152ZM215 120H216V119H215ZM7 121H8V119H7ZM54 121H57V120H54ZM54 121H53V123L51 122L49 125L47 124V125H48V128L51 126V124H54ZM60 121H61V120H60ZM69 121H70V120H69ZM87 121H88V120H87ZM4 122H5V121H4ZM12 122H14V121L12 120ZM16 122H17V121H16ZM39 122H38V123L35 122V123H36V124H39ZM41 122H40V123H41ZM66 122H67V121H66ZM66 122H65V123H66ZM97 122H98V121H97ZM7 123H8V122H7ZM10 123H11V122H10ZM19 123H20V125H21V122L18 121V123H17V124H18L17 127L20 126ZM29 123H28V124H29ZM44 123H41V124L44 126ZM59 123H60V125H61V122H59ZM73 123H74V122H73ZM75 123H77V122H75ZM84 123H85V121H84ZM12 124H13V123H12ZM26 124H27V123H26ZM26 124H25V125H26ZM55 124H57V122H55ZM62 124H63V123H62ZM71 124H72V123H70V126H71ZM87 124H88V123H87ZM102 124H103V123H102ZM191 124H192V123H191ZM191 124H190V125H191ZM4 125H6V124H4ZM13 125L15 126V123H14ZM13 125H12V127H14ZM23 125H24V123H23ZM33 125H34V124H33ZM47 125L45 124V126H47ZM68 125H69V124H68ZM68 125H67V126H68ZM83 125H84V124H83ZM188 125H189V124H188ZM26 126H27V125H26ZM29 126H30V125H29ZM31 126H32V125H31ZM36 126H37V125H35V128H36ZM39 126H40V125H38V127H39ZM45 126H44V127H45ZM52 126H53V125H52ZM52 126L49 128V130H50L51 128L53 129V127L56 126V125H54L53 127H52ZM63 126H64V127H63ZM63 126H62V129L65 128L66 124H64ZM73 126H74V125H73ZM17 127H16V128H17ZM21 127H22V125H21ZM27 127H28V126H27ZM56 127H57V126H56ZM56 127H55V128H56ZM76 127H78V125H77ZM76 127H74V128L76 129ZM84 127H85V125H84ZM84 127L82 126V128H84ZM86 127H87V126H86ZM99 127H100V126H99ZM8 128H9V127H8ZM8 128H7V126H6V128H5V126H3V123L0 122V135H1V133H2V136H1V137H3V135L6 134V133L8 132V131L6 130V129H8ZM23 128H25V127L23 126ZM28 128L30 129V127H28ZM33 128H34V127H33ZM35 128H34V130H35ZM39 128L42 129L43 127L41 126V127H39ZM55 128H54V129H55ZM69 128H70V127H69ZM80 128H81V127H80ZM109 128H110V127H109ZM10 129H11V126H10ZM10 129H9V132H10ZM19 129H20V128H19ZM31 129H32V127H31ZM58 129H59V127H58ZM62 129H60L61 131L59 130L61 133H62V131H64V130H62ZM65 129H66V128H65ZM67 129H68V128H67ZM72 129H73V128H72ZM72 129H71L70 131H72ZM98 129H99V128H98ZM11 130H12V129H11ZM15 130H16V129L12 130L13 133L15 132ZM20 130H21V129H20ZM22 130H25V129H22ZM22 130H21V131H22ZM34 130H33V131H34ZM49 130L46 129V131H49ZM56 130H57V128H56ZM73 130H74V129H73ZM84 130H85V129H84ZM84 130H83V131H84ZM109 130H110V129H109ZM189 130H190V129H189ZM16 131H17V130H16ZM18 131H19V130H18ZM26 131H27V130H26ZM37 131H39V129H37ZM46 131H45V132H46ZM70 131H69V132H70ZM75 131H76V130L73 131V132H74L73 134L76 133V134H80V135H81V133H80L79 131H78L79 133H77V132H75ZM80 131H81V129H80ZM195 131H196V130H195ZM9 132H8V133H9ZM23 132H24V131H23ZM23 132H21V133H23ZM28 132H29V130H28ZM28 132H26V135H27ZM31 132H32V131H31ZM31 132H29V135H30V136L32 135ZM34 132H35V131H34ZM42 132L44 133L43 130H42ZM42 132H39V134H40V133L42 134ZM53 132H54V131H53ZM53 132H51V133L53 134ZM56 132H57V131H56ZM60 132H58V135H60ZM69 132L67 133V131H66V133L68 134L67 137H69ZM98 132H99V131H98ZM16 133H17V132H16ZM19 133H20V132H19ZM21 133L19 134V136H21V135H23V134L25 135V132H24L23 134H21ZM37 133H38V132H37ZM46 133H47V132H46ZM49 133H50V132H49ZM63 133H64V132H63ZM71 133H72V132H71ZM181 133H182V131H180V134H181ZM14 134H15V133H14ZM14 134H10V135H12V137H13ZM17 134H18V133H17ZM17 134H15V135H17ZM33 134H34V133H33ZM35 134H36V133H35ZM39 134H38V135H39ZM94 134H95V133H94ZM108 134H109V133H108ZM176 134H177V133H176ZM190 134H191V133H190ZM15 135H14V137H15ZM26 135H25L24 137H23V136H21V137H22V138H25V137H28V136H29V135H27V136H26ZM46 135H47V134H46ZM63 135H64V134H62L61 137H63ZM80 135H79V137H80ZM83 135H84V134H83ZM83 135L81 136L82 139H83ZM187 135L190 137L189 134H187ZM6 136H8V135H6ZM19 136L17 135L16 137H19ZM47 136H48V135H47ZM47 136H46V137H47ZM49 136H51V135H49ZM73 136H75V135H73ZM73 136L71 135L72 138H73ZM76 136H78V135H76ZM84 136H85V135H84ZM95 136H96V135H95ZM184 136H185V135H184ZM8 137H9V136H8ZM8 137H7V138H8ZM39 137H42L44 140H46V139H45L46 137L44 138V137H43V134H42V136H38V138H36V136H35V138L37 139V141H39V140H38ZM51 137H52V136H51ZM61 137H59V138H61ZM86 137H87V136H86ZM86 137H85V138H86ZM93 137H94V136H93ZM99 137H100V136H99ZM181 137H182V140H185V139H186V138L183 139V136H181ZM189 137H187V138H189ZM195 137H196V136H195ZM4 138H5V137H4ZM4 138H3V139H4ZM19 138H20V137H19ZM22 138H20V140H19L18 138H16V139L18 140L17 142L19 143V142L22 140ZM31 138H32V137H31ZM47 138H48V137H47ZM49 138H50V137H49ZM49 138H48V139H49ZM72 138H71V139H72ZM76 138H77V137H76ZM76 138L74 137V139H76ZM125 138H126V137H125ZM176 138H178V137H176ZM1 139H2V138H0V140H1ZM10 139H11V138H10ZM29 139H30V138H29ZM29 139H28V140H29ZM33 139H34V138H33ZM50 139H51V138H50ZM63 139H64V137H63ZM63 139H62V140H63ZM65 139H66V136H65ZM67 139H70V138H67ZM78 139H79V138H78ZM94 139H96V138L94 137ZM97 139L99 140V139H101V138H97ZM156 139H157V138H156ZM180 139H181V138H180ZM180 139H177V140L179 141ZM232 139H233V138H232ZM7 140H9V139H7ZM25 140H27V139L25 138ZM41 140H42V139H41ZM52 140H53V139H52ZM52 140H51V141H52ZM72 140H73V139H72ZM80 140H81V139H80ZM80 140H79V141H80ZM121 140H122V139H121ZM131 140H132V139H131ZM172 140H173V139H172ZM182 140H181V141H182ZM187 140H188V139H187ZM189 140H190V139H189ZM217 140H218V139H217ZM1 141H2V140H1ZM1 141H0V142H1ZM15 141H16V140L14 139V140L12 141V143L15 142ZM22 141H24V139H23ZM22 141H21V142H22ZM37 141H36V142H37ZM60 141H61V140H59V142H60ZM67 141H68V140H67ZM76 141H77V140H76ZM79 141H78V142H79ZM92 141L94 142L93 139H92ZM135 141H136V140H135ZM169 141H170V140H169ZM190 141H191V140H190ZM193 141H194V140H193ZM193 141H192V142H193ZM201 141H202V140H201ZM2 142H3V141H2ZM8 142H11V140H9ZM25 142L27 143L28 141H25ZM31 142H35V141H34V140H33V141L30 140V143L28 142V144L31 145ZM40 142H41V141H40ZM42 142H43V141H42ZM42 142H41V146H42ZM45 142H46V141H45ZM57 142H58V141H56V143H57ZM59 142H58V143H59ZM65 142H66V140H65ZM69 142L71 143L70 140H69ZM69 142H68V143H69ZM73 142H74V141H73ZM96 142H97V141H95V143H96ZM99 142H100V141H99ZM121 142H122V141H121ZM127 142H128V141H127ZM194 142H195V141H194ZM18 143L15 142V144H18ZM58 143H57V144H58ZM74 143H75V142H74ZM74 143H72V145H73ZM97 143H98V142H97ZM100 143H101V142H100ZM119 143H120V141H119ZM123 143H125V140H124ZM123 143H121V144H123ZM133 143H136V142L133 141ZM146 143H147V142H146ZM150 143H151V142H150ZM182 143H185V141H182ZM3 144H5V140H4V143H3ZM9 144H10V143H9ZM9 144H8V146H6V147H8V148L11 147ZM15 144H14V145H15ZM28 144H26V145H28ZM33 144H34V143H33ZM35 144H36V143H35ZM37 144L39 145V142H37ZM50 144H51V143H50ZM57 144H56V145H57ZM65 144H67V143H65ZM127 144H131V142H130V143H127ZM193 144H194V143H193ZM1 145H2V143H1ZM19 145H20V146H17L18 148L16 147V145H15V146H12V147H15V148H17V149H19V150H21V151H22V148H23V153H24V151L28 148L27 146H26L27 148H26L25 146H24V147H21L22 145H24V142L22 143V145H21V144H19ZM30 145H29V147H31ZM46 145H47V144H46ZM62 145H64L63 142H62ZM62 145H61V146H62ZM68 145L70 146V144H68ZM74 145L77 147L76 144H74ZM79 145H80V144H79ZM95 145H97V144H95ZM116 145H117V144H116ZM133 145H135V144H133ZM141 145H142V144H141ZM143 145H144V144H143ZM143 145H142V146H143ZM179 145H180V144H179ZM181 145H182V144H181ZM181 145H180V146H181ZM186 145H187V144L185 143V146H186ZM188 145L190 146L189 143H188ZM3 146H4V145H3ZM44 146H45V145H44ZM50 146H51V145H50ZM59 146H60V145H59ZM75 146H74V148L76 149ZM80 146H81V145H80ZM80 146H78V147L80 148ZM87 146H88V145H87ZM89 146H90V145H89ZM93 146H94V145H93ZM117 146H118V145H117ZM123 146H124V144H123ZM123 146H122V147H123ZM127 146H129V145H127ZM142 146H141V147H142ZM168 146H169V145H168ZM171 146H172V145H171ZM185 146H184V147H185ZM12 147H11V148H12ZM19 147H20L21 149H20ZM35 147H36V145H35ZM35 147H34V148H35ZM42 147H43V146H42ZM48 147H49V146H48ZM55 147H56V146H55ZM55 147H53V151L51 150L52 152H55V151L57 152V150H54ZM62 147H63V146H62ZM64 147H65V145H64ZM67 147H68V146H66V148H67ZM124 147H125V146H124ZM181 147H182V146H181ZM195 147H196V145H195ZM195 147L192 148V149H195ZM1 148H2V147H1ZM8 148H6L7 150H5L7 153L10 152V150H8ZM15 148H12V149H15ZM24 148H26V149L24 150ZM46 148H47V147H46ZM46 148H44V150H43L42 148L39 147V150L42 149V151H46V150H47ZM51 148H52V146H51ZM56 148L59 149V147H56ZM70 148H72V147L70 146ZM70 148H69V149H70ZM86 148H87V147H86ZM96 148H97V147H96ZM118 148H120V147H118ZM198 148H199V147H198ZM198 148H197V149H198ZM232 148H233V147H232ZM12 149H11V150H12ZM17 149H16V151H19V150H17ZM32 149H33V146H32V148H31V150H30L29 148H28L27 150H30L29 152H31ZM69 149H68V150H69ZM115 149H116V148H115ZM121 149L124 150L123 148H121ZM192 149L189 148L190 151H191ZM3 150H4V149H3ZM33 150H34V151L36 150V152H37V151L39 152L38 147H36V148L33 149ZM59 150H60V149H59ZM62 150H63V148H62ZM62 150H60L61 153H63ZM65 150H67V149H65ZM65 150H64V151H65ZM68 150H67V151H68ZM70 150H71V149H70ZM72 150H73V151H72ZM72 150H71V153L74 152V149H72ZM78 150H79V149H78ZM82 150H83V149H82ZM93 150H94V149H93ZM93 150H92V151H93ZM96 150L99 151V148L96 149ZM100 150H101V149H100ZM112 150H113V149H112ZM122 150H121V151H122ZM1 151H2V150H1ZM34 151H32V152H33L32 155H34ZM47 151H48V150H47ZM85 151H86V150H85ZM106 151H107V150H106ZM109 151H111V150L108 149L107 153L104 151V152H103V155H104L105 153L108 154ZM119 151H120V149H119ZM121 151H120V152H121ZM124 151H125V150H124ZM170 151H171V150H170ZM173 151H174V150H173ZM182 151H183V150H182ZM193 151H194V150H193ZM6 152L3 153V156L0 155V156L2 157L1 159H4V157H6V155H5ZM12 152L14 153L13 150H12ZM19 152H20V151H19ZM19 152H15V153H19ZM27 152H28V151H27ZM29 152H28V156H27V157H24L25 160H26V158H28V157L30 158L31 155L29 154ZM36 152H35V154H36ZM40 152H41V150H40ZM40 152L37 153V154L39 155ZM75 152H76V150H75ZM80 152H81V150H80ZM80 152H78V153H80ZM82 152H83V151H82ZM95 152H96V151H93V154H94ZM100 152H101V151H100ZM113 152H115V151H113ZM113 152H112V153H113ZM140 152L142 153L143 151L140 149ZM186 152H187V151H186ZM43 153H45V152H43ZM49 153H51V152L49 151ZM57 153H58V152H57ZM68 153H69V152H68ZM84 153H85V152H84ZM89 153H90V151H89ZM91 153H92V152H91ZM110 153H111V152H110ZM112 153H111V156H112V158H113V154H114V153H113V154H112ZM118 153H119V152H118ZM118 153H117V154H118ZM166 153H167V152H166ZM170 153H171V152H170ZM182 153H183V152H182ZM0 154H2V153L0 152ZM9 154H10V153H8V156H10ZM24 154H26V153H24ZM37 154H36V156H37ZM46 154H47V153H46ZM46 154H45V157H44L42 154H40V155H42L44 158H46ZM65 154L68 155L66 152H65ZM86 154H87V153H86ZM98 154H99V153H97V155H98ZM115 154H116V153H115ZM172 154H173V153H172ZM190 154H191V153H190ZM11 155H12V154H11ZM15 155H19V154H15ZM15 155L13 154V156H15ZM22 155H23V154H22ZM22 155L20 154L21 158L23 159ZM52 155H53V154H52ZM57 155L60 156L59 153H58ZM66 155H65V156H66ZM72 155H76V153H74V154H72ZM72 155H71V156H72ZM79 155H80V154H79ZM99 155H100V154H99ZM103 155L101 154L100 156L103 157ZM118 155H120V154H118ZM136 155H137V154H136ZM181 155H182V154H181ZM8 156H7V157H8ZM20 156H19V157L17 156L19 161L22 160V159L20 158ZM23 156H24V155H23ZM36 156H34V157L36 158ZM48 156H50V155H47V158H48ZM54 156H55V155H54ZM62 156H63V155H61L60 157H62ZM77 156H78V155H77ZM83 156H84V155H83ZM94 156H95V158L98 157V156H96V154H94ZM94 156H93V155L90 156V159H92L91 161H93V157H94ZM104 156H105V158H107L106 155H104ZM114 156H115V155H114ZM116 156H117V155H116ZM116 156H115V158H116ZM200 156H201V155H200ZM32 157H33V156H31V158H32ZM40 157H41V156H39V158H40ZM43 157H42V159H44ZM91 157H92V158H91ZM108 157H109V156H108ZM172 157H174V156H172ZM216 157H217V156H216ZM11 158H14V159L17 160V158H15V157H11ZM11 158H10V160H11ZM37 158H38V157H37ZM39 158H38L37 161H36L37 163L39 162V161H38ZM49 158L51 159L52 157H49ZM53 158H54V157H53ZM58 158H59V157H58ZM58 158H57V159H58ZM67 158H68V157H67ZM70 158H76V157H73V156H72V157H70ZM78 158H79V157H78ZM95 158H94V159H95ZM109 158H110V157H109ZM122 158H124V157L122 156ZM122 158H120V159H122ZM140 158H141V157H140ZM57 159L55 158L54 160L56 161ZM63 159H65V158H63ZM68 159H69V158H68ZM76 159H77V158H76ZM76 159H75V160H76ZM80 159H81V158H80ZM80 159H77V160L80 161ZM84 159H85V158H84ZM90 159H88V161H90ZM96 159L99 160L100 157H98V158H96ZM96 159H95V160H96ZM107 159H108V158H107ZM131 159H132V158H131ZM136 159H137V158H136ZM176 159H177V158H176ZM4 160H6V158H5ZM10 160L8 161V158H7L6 161L10 162ZM16 160H14L15 162L13 161V163L18 164V163H16ZM18 160H17V161H18ZM25 160L23 159L22 161H25ZM40 160H41V159H40ZM70 160H71V159H70ZM95 160H94V162H95ZM105 160H106V159H105ZM105 160H103V158H102L100 162L103 164V162H104ZM108 160H109V159H108ZM110 160L112 161L111 158H110ZM138 160H141V159L138 158ZM144 160H145V158H144ZM26 161H29V162H27V163H28L29 165H30V163H31V165H32V161H33V159L31 160V162H30V159H28V160H26ZM26 161H25V163H24V162H21V164L24 163V166H25ZM41 161H44V162H45L46 160L44 159V160H41ZM55 161H54V162H55ZM58 161H59V160H58ZM60 161H61V158H60ZM63 161H64V160H63ZM63 161H62V162H63ZM66 161H67V160H66ZM71 161H73V160H71ZM71 161L68 160V163L71 164ZM133 161H134V160H133ZM133 161H132V164H134ZM11 162H12V161H11ZM34 162H35V161H33V165H32V166L35 165V167H34V171L36 172V170H35V168H36V164H35ZM47 162H48V159H47ZM49 162H50V163H49ZM49 162H48L49 164L46 163V164L48 165V168H49V166H51L50 164L53 163V159H52V161H49ZM51 162H52V163H51ZM73 162H74V161H73ZM76 162H77V161H76ZM85 162H86V161H85ZM117 162H118V160H117ZM121 162H122V161H121ZM126 162H127V161H125V166H126V164H127ZM140 162H141V161H140ZM142 162H143V161H142ZM217 162H218V161H217ZM258 162H259V161H258ZM13 163H9V164H10V165H14ZM60 163H61V162H60ZM66 163H67V162H65V165H66ZM90 163H91V162H90ZM105 163H109V161L107 162V160H106V162H104V164H105ZM114 163H115V161L113 162V166H114ZM119 163H120V162H119ZM123 163H124V161H123ZM135 163H136V162H135ZM146 163H147V162H146ZM173 163H174V162H173ZM187 163H188V162H187ZM260 163H261V162H260ZM5 164H6V163H5ZM5 164H3V165L0 164V165L4 166ZM28 164H27V166H28ZM40 164H42V166H44V165H43V162H41ZM40 164H39V165H40ZM54 164L59 165L58 163H54ZM62 164H63V163H61L60 165H62ZM75 164H76V163H75ZM88 164H89V162H88ZM95 164H96V166H97V163H95ZM104 164L102 165V167L104 166ZM110 164H112V163L110 162ZM115 164H116V163H115ZM220 164H221V163H220ZM241 164H242V163H241ZM7 165H8V164H6L5 166H7ZM19 165H20V164H19ZM60 165H59V167H60ZM63 165H64V164H63ZM65 165H64V167H65ZM92 165H93V164H92ZM108 165H109V164H108ZM127 165H129V163H128ZM137 165L139 166V164H137ZM143 165H144V164H143ZM184 165H185V164H184ZM5 166L2 167V168H3V169H2L3 171H1V172H2V173L4 172V174H5V173H6V174H5V175H2V173H0V174H1L2 176H6V177H2V176H0V177H1V178H5V181H6L7 183H5V182L2 181L3 183H5V185H4V184H2V182H0V184H1V185H0V186H1V187H0V190H3V189H4V186H6V185L9 183V181H10V180L7 181L6 178H7V176H8L7 173H10L12 170H9L10 172H5V170H6V169H4ZM14 166H17V165H14ZM22 166H23V165H22ZM27 166H26V167H27ZM42 166H40V167L37 166V169L42 168ZM66 166H67V165H66ZM74 166H76V165H74ZM77 166H78V165H77ZM96 166H95V167L93 166L94 169L96 168ZM105 166H106V165H105ZM116 166H118V167L120 168L119 165H116ZM125 166H124V167H125ZM135 166H136V165H135ZM138 166H137L136 168H138ZM140 166H141V165H140ZM140 166H139V167H140ZM186 166H187V164H186ZM26 167H25V168H26ZM29 167H30V166H29ZM29 167H28V170H29ZM38 167H39V168H38ZM46 167H47V166H46ZM54 167L56 168V165L53 166V168H54ZM85 167L87 168V166H85ZM91 167H92V166H91ZM91 167H90V168H91ZM108 167H109V166H108ZM111 167H112V165H111ZM121 167H123L122 164H121ZM127 167H129V166H127ZM133 167H134V165H133ZM10 168H11V167H10ZM13 168H14V167H13ZM13 168H12V169H13ZM19 168H20V167H19ZM23 168H24V167H23ZM32 168H33V167H32ZM44 168H45V167H44ZM48 168H46V169H48ZM50 168H51V167H50ZM53 168H52V169H53ZM65 168H66V167H65ZM67 168H69V169L71 168V167H69V164H68ZM80 168H81V167H80ZM100 168H101V167H100ZM106 168H107V166H106ZM109 168H110V167H109ZM109 168H108V169H109ZM119 168H117V169L120 170ZM125 168H126V167H125ZM129 168H131V167H129ZM204 168H205V167H204ZM257 168H258V167H257ZM14 169H16V168H14ZM14 169H13V171L11 172L12 174H13V172H15V173L13 174V176H14L13 180L15 179V176L17 175L18 172H20V174H21V171H20L21 169H20L19 171H18V169H17V172L14 171ZM42 169H43V168H42ZM46 169H44V170H46ZM52 169H51V170H52ZM60 169L62 170L61 167H60ZM63 169H64V168H63ZM69 169H68V170H69ZM72 169H73V168H72ZM75 169H76V168H75ZM75 169H74V171H75V173H76V170H75ZM91 169L93 170V168H91ZM91 169H90V170H91ZM103 169H104V168H103ZM111 169H112V168H111ZM115 169H116V167H115ZM132 169H134V168H132ZM139 169H140V168H139ZM180 169H181V168H180ZM186 169H187V168H186ZM0 170H1V169H0ZM26 170H27V169H26ZM30 170H32V172H33V169H30ZM51 170H47L46 172L51 171ZM70 170H71V169H70ZM101 170H102V169H101ZM123 170H124V168H123ZM125 170H128V173L130 172V169H125ZM188 170H190V168H189ZM194 170H195V169H194ZM210 170H211V169H210ZM6 171H8V168H7ZM37 171H38V170H37ZM59 171H60V170H58V172H57V170H56L55 173L57 174V173H59ZM63 171H64V170H63ZM84 171H85V170H84ZM87 171H88V169H87ZM96 171H99V169L97 168ZM96 171H95V172H96ZM110 171H111V170H110ZM121 171H122V169H121ZM121 171H120V172H121ZM181 171H182V170H181ZM183 171H184V169H183ZM191 171H192V170H191ZM38 172H39V171H38ZM43 172H45V171H43ZM52 172L54 173V171H52ZM61 172H62V171H61ZM89 172L91 173V171H89ZM99 172H100V171H99ZM103 172H104V171H103ZM108 172H109V171H108ZM111 172H112V171H111ZM123 172H125V171H123ZM136 172H138V171H136ZM136 172H135V173H136ZM177 172H178V174L180 173V172H179V169H178ZM11 173H10V174H11ZM28 173H30V172L28 171ZM49 173H50V172H48L47 175H48ZM55 173H54V174H55ZM64 173H67V172L65 171V172H62L61 174L64 175ZM68 173H69V172H68ZM73 173H74V172L70 173V176H72ZM85 173H86V172H85ZM92 173H93V172H92ZM106 173H107V169H106L105 174H106ZM114 173H115V172H114ZM130 173H131V172H130ZM132 173H133V172H132ZM140 173H141V172H140ZM140 173L138 172V174H140ZM181 173H182V172H181ZM181 173H180V174H181ZM235 173H236V172H235ZM245 173H246V172H245ZM20 174H18V175L20 176ZM33 174H35V173H33ZM33 174H32L31 177H34ZM56 174H55V175H56ZM71 174H72V175H71ZM116 174H117V176H118V173H117V172H116ZM116 174H115V175H116ZM119 174H120V173H119ZM182 174H183V173H182ZM185 174H186V173H185ZM35 175L37 176L38 174H35ZM41 175H42V174H41ZM41 175L38 176V177H39V178H40V177L42 178L43 176H41ZM44 175H45V174H44ZM49 175L51 176V173H50ZM49 175H48V176H49ZM55 175H54V176H55ZM63 175H62V176H63ZM65 175H66V174H65ZM67 175L69 176V174H67ZM85 175H86V174H85ZM87 175H88V174H87ZM98 175H99V174H97V176H98ZM106 175H107V174H106ZM110 175H112V173H111ZM121 175H122V174H121ZM123 175H124V174H123ZM135 175H136V174H135ZM135 175H129V176H132V177H133V176H135ZM190 175H191V174H190ZM243 175H245V174H242V176H243ZM252 175H253V174H252ZM259 175H260V174H259ZM10 176H11V175H10ZM13 176H11V178H12ZM23 176H24V175H23ZM27 176H29V175H27ZM27 176H26V177H27ZM36 176H35L36 179L34 180L35 182L38 180V179H37L38 177H36ZM57 176H59V175H57ZM76 176H77V175H76ZM88 176H89V175H88ZM90 176L92 177V176H94V174H91ZM108 176H109V175H108ZM113 176H114V175H113ZM129 176H128V177H129ZM183 176H184V175H183ZM204 176H205V175H204ZM59 177H60V176H59ZM65 177H66V176H65ZM98 177H100V175H99ZM98 177H96V180H97ZM104 177H106V176H104ZM109 177H110V176H109ZM114 177H115V176H114ZM122 177H123V176H122ZM125 177H126V176H125ZM136 177H137V176H136ZM141 177H142L141 179L144 178L143 176H141ZM185 177H186V176H185ZM239 177H241V175H240ZM246 177H247V176H246ZM250 177H252V176L250 175ZM255 177H256V176H255ZM1 178H0V180H1ZM20 178H21V177H20ZM20 178H19V179H20ZM48 178H49V177H48ZM48 178L46 177V181H50V183L52 184V180H49ZM51 178H53V177H51ZM56 178H57V177H56ZM72 178H73V177H72ZM80 178H81V177H80ZM86 178H87V176H86ZM89 178H90V177H89ZM93 178H94V177H93ZM111 178H112V177H111ZM111 178H110V179H111ZM119 178H121V176H120ZM139 178H140V176H139ZM139 178H138V179H139ZM199 178H200V177H199ZM241 178H243V177H241ZM252 178H253V177H252ZM258 178H259V177H258ZM261 178H262V177H261ZM8 179H9V178H8ZM19 179H18V177H17V181H18V182L16 181V183H19V182L21 181V180L19 181ZM28 179H29V177H28ZM44 179H45V177H44ZM44 179H42V180H44ZM47 179H48V180H47ZM54 179H55V178H54ZM57 179H58V178H57ZM69 179H70V178H69ZM82 179H83V178H82ZM91 179H92V178H90V180H91ZM113 179H114V178H113ZM124 179H125V178H124ZM124 179H123V182H124ZM126 179H127V178H126ZM126 179H125V182H126ZM135 179H136V178H135ZM135 179H134V181H133V184H134V182L136 181ZM150 179H151V178H150ZM181 179H182V178H181ZM183 179H184V178H183ZM197 179H198V178H197ZM250 179H251V178H250ZM256 179H257V178H256ZM256 179H255V181H257ZM2 180H3V179H2ZM13 180H11L10 183H12ZM25 180H26V179H25ZM31 180H32V179H31ZM31 180H29V183H30ZM58 180H60V179H58ZM62 180H63V179H62ZM67 180H68V179L65 178V181H66V182H67ZM70 180H71V179H70ZM72 180H73V179H72ZM72 180H71V184H72ZM88 180H89V179H88ZM98 180H99V179H98ZM98 180H97V181H98ZM106 180H107V179H106ZM106 180H104V181H106ZM116 180H117V178L115 177V181H116ZM120 180H121V179H120ZM120 180H119V183H120ZM127 180H128V179H127ZM129 180H130V179H129ZM129 180H128V183H131V182H132V178H131V182H130ZM212 180H213V179H212ZM216 180H217V179H216ZM221 180H222V179H221ZM238 180H239V178H238ZM251 180H252V179H251ZM258 180H260V179H258ZM14 181H15V180H14ZM14 181H13V182H14ZM23 181H24V180H22V183H23ZM38 181H39V183H42V184H43V182H41L40 180H38ZM63 181H64V180H63ZM63 181H62V182H63ZM65 181H64V182H65ZM76 181H77V180H76ZM76 181H74V182H76ZM80 181H81V180H80ZM83 181L85 182L86 180L84 179ZM92 181H93V180H92ZM99 181H100V180H99ZM99 181H98V182H99ZM104 181H103V182H104ZM107 181H108V180H107ZM112 181H113V180H112ZM115 181H114V182H115ZM137 181H140V180H137ZM144 181H145V180H144ZM193 181H194V180H193ZM236 181H237V180H236ZM242 181H243V180H242ZM263 181H264V179H263ZM24 182H25V181H24ZM27 182H28V181H27ZM32 182H33V181H32ZM32 182H31V183H32ZM84 182H83V183H84ZM141 182H142V180H141ZM204 182H205V180H204ZM232 182H233V181H232ZM16 183L14 182V183L11 184V185L9 184V186L12 187V185H14V184H16ZM31 183H30V184H31ZM44 183H45V180H44ZM54 183H55V180H54ZM59 183H60V182H59ZM67 183H68V182H67ZM80 183H81V182H80ZM87 183L89 184V182H87ZM87 183H86V184H87ZM90 183H92V182H90ZM94 183H95V182H94ZM116 183H117V181H116ZM142 183L144 184V182H142ZM191 183H192V182H191ZM212 183H213V182H212ZM222 183H223V182H222ZM263 183H264V182H263ZM26 184H28V183H26ZM26 184H25V185H26ZM32 184H33V183H32ZM45 184L47 185V183H45ZM65 184H66V183H65ZM84 184H85V183H84ZM88 184H87V185H88ZM102 184H103V183H102ZM102 184H101V186L104 185V184H103V185H102ZM112 184H113V183H112ZM117 184H118V183H117ZM117 184H115L114 186L116 187ZM125 184H126V183H125ZM202 184H203V183H202ZM202 184H201V185H202ZM227 184H229V183L227 182ZM227 184H226V185H227ZM230 184H232V183L230 182ZM233 184H234V183H233ZM236 184H237V182H236ZM238 184H240V183H238ZM257 184H258V183H257ZM2 185H4V186L2 187ZM21 185H22V184H21ZM21 185H20L19 187H21ZM40 185H41V184H40ZM40 185L38 184V187H37V188H40V187H41ZM57 185H58V183H57ZM60 185H61V184H60ZM67 185H69V183H68ZM87 185H86V187H84L85 190H84V188H83V191H85V193H86ZM89 185H90V184H89ZM105 185H107V183H106ZM105 185H104V186H105ZM126 185H127V184H126ZM139 185H140V184H139ZM139 185H137V186H139ZM194 185H195V184H194ZM197 185H198V184H197ZM259 185H260V183H259ZM9 186H8V187H9ZM14 186H15V185H14ZM26 186H27V185H26ZM28 186H29V184H28ZM35 186H36V184H35ZM39 186H40V187H39ZM42 186H43V185H42ZM49 186H50V184H49ZM49 186H48V187H49ZM52 186H53V185H52ZM52 186H51V187H52ZM62 186H63V184H62ZM83 186H85V185H82V187H83ZM114 186H113V187H114ZM118 186H120V187L123 188V186H121V185H118ZM124 186H125V185H124ZM137 186H136V187H137ZM142 186H143V185H142ZM199 186H200V185H199ZM235 186H237V185H235ZM235 186H234V190L236 189ZM248 186H249V185H248ZM257 186H258V185H255V187H254L255 190H254V191H256V189H257L258 187H260L261 185L258 186V187H257ZM6 187H7V186H6ZM23 187H25V186L23 185ZM29 187H30V186H29ZM32 187H33V186H32ZM57 187H59V185H58ZM57 187H56V188H57ZM64 187H65V186H63V188H64ZM71 187H72V186H71ZM82 187H81V188H82ZM105 187L108 188V187H110V186H105ZM111 187H112V185H111ZM120 187H119V189H120ZM126 187H127V186H126ZM126 187H125V188H126ZM128 187H129V186H128ZM140 187H141V186L137 187V189H139L138 191H140L141 189H144V188H142V187L140 188ZM237 187H238V186H237ZM242 187H243V186H242ZM242 187H241V190H244V189H242ZM2 188H3V189H2ZM13 188H16V186L13 187ZM30 188H31V187H30ZM41 188H42V187H41ZM41 188H40V189H41ZM43 188H44V187H43ZM56 188H55V190H56ZM63 188H62V190H63ZM66 188H69V186H66ZM89 188H90V187H89ZM89 188H88V190L90 191ZM101 188H102V187H101ZM103 188H104V187H103ZM103 188H102V189H103ZM122 188H121V189H122ZM125 188H124V189H125ZM129 188H131V185H130ZM129 188H127V191H128ZM147 188H148V187H147ZM202 188H203V187H202ZM219 188H220V187H219ZM230 188H231V187H230ZM230 188H229V189H230ZM232 188H233V187H232ZM238 188H240V187H238ZM250 188H252V187H250ZM260 188H261V187H260ZM260 188H259V189H260ZM5 189H6V188H5ZM21 189H22V187H21ZM21 189H19L20 192H21V191L23 192V190L27 191V190H28V187H27V190H26V189H22V190H21ZM32 189H33V188H32ZM34 189H35V187H34ZM34 189H33V191L31 190L32 192H28V193H29V194H30V193L33 194V192H35ZM104 189H105V188H104ZM104 189H103V191H104ZM109 189H110V188H109ZM109 189H108V190H109ZM111 189H112V188H111ZM115 189H116V188H115ZM121 189H120V190H121ZM132 189H133V188H132ZM137 189L135 190V193L137 192ZM225 189H227V188H225ZM225 189H223V190H225ZM248 189H249V188H248ZM261 189H262V188H261ZM261 189H260V190H261ZM6 190H7V189H6ZM8 190H9V189H8ZM8 190H7V191H8ZM43 190H44V189H43ZM47 190H49V189L47 188ZM53 190H54V189L52 188V191H53ZM60 190H61V187H59V190L57 189L56 192H58V191L60 192ZM66 190H67V189H66ZM76 190H77V189H76ZM88 190H87V192H88ZM98 190H99V189H98ZM113 190H114V189H113ZM113 190H112V192H113ZM120 190H119V192H120ZM174 190H175V189H174ZM212 190H213V189H212ZM221 190H222V189H221ZM227 190H228V189H227ZM245 190H247V189H245ZM251 190H252V189H251ZM262 190H263V189H262ZM7 191H5V192H7ZM25 191H24V192H25ZM29 191H30V190H29ZM38 191H39V190H38ZM38 191H37V192H38ZM44 191H45V190H44ZM94 191H95V189H94ZM99 191H100V190H99ZM106 191H107V190H106ZM109 191H110V190H109ZM121 191H122V190H121ZM127 191H126V189H125V192H127ZM129 191H130V190H129ZM129 191H128V192H129ZM131 191H132V190H131ZM131 191H130V192H131ZM133 191H134V190H133ZM141 191H142V190H141ZM141 191H140V192H141ZM144 191H145V190H144ZM225 191H226V190H225ZM229 191H231V190H229ZM235 191H236V190H235ZM237 191L239 192L240 190H237ZM249 191H250V190H249ZM254 191H253L252 193H255L256 196L260 194V193L258 194V193H256V192H254ZM15 192H16V191H14V195H17V192H19V191H17L16 194H15ZM20 192H19V193H20ZM40 192H41V194H42V190H41ZM46 192H47V191H46ZM46 192H45V193H46ZM48 192H49V191H48ZM50 192H51V190H50ZM56 192H55V194L52 192V195L54 194V195L56 196ZM61 192H62V191H61ZM64 192H65V191H64ZM66 192H68V191H66ZM81 192H82V190H81ZM92 192H93V191H92ZM110 192H111V191H110ZM112 192H111V194H113ZM114 192H115V191H114ZM122 192H124V191H122ZM125 192H124V193H125ZM128 192H127V193H128ZM140 192H139V194H140ZM180 192H181V191H180ZM185 192H186V191H185ZM200 192H201V191H200ZM227 192H228V191H227ZM227 192H226V193H227ZM238 192H237V195H238ZM260 192H261V191H260ZM1 193H2V191L0 192V195H2V196H1L2 198H4V197L6 196V194H8V192L5 194V193H4V190H3L4 195L1 194ZM9 193H10V190H9ZM19 193H18V194H19ZM75 193H76V192H75ZM82 193L85 194L84 192H82ZM82 193H81V196H82ZM115 193H116V192H115ZM135 193H134V194L131 193V195L129 194L130 197H128V198H133V197H131V196H132V195H135ZM137 193H138V192H137ZM141 193H142V192H141ZM221 193H222V192H221ZM229 193H231V192H228V193L225 194V195L228 196ZM232 193H233V192H232ZM239 193H240V192H239ZM242 193H243V191H242ZM244 193H245V192H244ZM25 194H27V193L25 192ZM36 194H37V193H36ZM38 194H39V193H38ZM41 194H39V195H41ZM59 194H60V193H59ZM86 194H87V193H86ZM100 194H101V191H100ZM107 194H108V191H107ZM144 194H145V193H144ZM262 194H263V193H262ZM262 194H260V195H262ZM11 195H13V194H11ZM11 195H8V196H11ZM21 195H22V194H21ZM30 195H31V194H30ZM34 195H35V194H34ZM42 195H43V194H42ZM54 195H53V196H54ZM57 195H58V193H57ZM62 195H63V194H62ZM62 195H61V196H62ZM78 195H79V194H78ZM78 195H77V196H78ZM93 195H94V194H93ZM104 195H105V194H104ZM145 195H146V194H145ZM159 195H160V194H159ZM243 195H244V194H243ZM260 195H259V196H260ZM263 195H264V194H263ZM3 196H4V197H3ZM23 196H24V195H23ZM23 196H22V198H23ZM43 196H44V195H43ZM49 196H50V195H49ZM55 196H54V197H55ZM83 196H84V195H83ZM100 196H101V195H100ZM107 196H111V195L109 194V195H107ZM114 196H115V195H114ZM118 196H119V195H118ZM122 196H124V195H122ZM135 196H136V195H135ZM172 196H173V195H171V197H172ZM207 196H208V195H207ZM241 196H242V195H241ZM246 196H247V195H246ZM254 196H255V195H254ZM259 196H257V198H256L257 200H258V198H259L260 200H261V198H262V200L264 199V196H262V197L260 196L261 198H260ZM1 197H0V198H1ZM11 197H12V196H11ZM26 197L29 198V195L26 196ZM33 197H34V196H33ZM50 197H51V196H50ZM54 197L51 198L50 202H51L52 200H55ZM58 197H59V195H58ZM78 197H80V196H78ZM88 197H89V196H88ZM88 197L86 196V198H88ZM94 197H95V196H94ZM94 197H92V198H94ZM103 197H104V196H103ZM124 197H126V195H125ZM173 197H174V196H173ZM219 197H220V196H219ZM237 197H238V196H237ZM242 197H243V196H242ZM252 197H253V194H252ZM5 198H6V197H5ZM34 198H35V197H34ZM34 198H33V200H34ZM36 198H37V197H36ZM36 198H35V199H36ZM39 198H40V196H38V198H37L36 200H38ZM41 198H42V197H41ZM43 198H44V197H43ZM43 198H42V201H44ZM55 198H56V197H55ZM62 198H63V197H62ZM62 198H60V199H62ZM83 198H84V197H83ZM90 198H91V195H90ZM99 198H100V197H99ZM105 198H106V197H105ZM112 198L114 199V197H112ZM139 198H140V196H139ZM142 198H144V197L142 196ZM142 198H141L142 201L140 200L141 202L144 201ZM146 198H147V197H146ZM161 198H162V197H161ZM165 198H166V197H165ZM165 198H163L164 201L167 200V199L165 200ZM216 198H217V197H216ZM223 198H224V196H223ZM226 198H227V197H226ZM29 199L32 200V199H31V196H30ZM29 199H28V200H29ZM44 199H45V198H44ZM77 199H78V198H77ZM102 199H103V198H102ZM107 199H109V198H107ZM116 199H117V198H116ZM134 199H137V197H136V198L134 197ZM203 199H204V198H203ZM220 199H222V198H220ZM241 199L243 200V198H241ZM246 199H247V198H246ZM251 199H252V198H251ZM6 200H7V198H6ZM6 200H4V201H6ZM25 200H26V199H25ZM30 200H29V202L27 201L28 204L30 203ZM57 200H58V198H57ZM103 200H104V199H103ZM109 200H110V199H109ZM118 200H120V199H118ZM121 200H122V198H121ZM121 200H120V202H121ZM125 200H126V198H125ZM138 200H139V199L135 200L134 203H136V201H138ZM231 200L234 202V200H236V197H235V199H234V198L232 199V197H231L230 201H231ZM242 200H241V202H242ZM19 201H20L21 204H22V202H23L24 204H25V202H26V201L24 202L23 200L21 201V199H20ZM34 201H35V200H34ZM38 201H41V200L39 199ZM38 201H37V203H35L36 205L38 204ZM48 201H49V200H48ZM58 201H59V206H60V200H58ZM61 201H63V200H61ZM79 201H80V200H79ZM105 201H106V199H105ZM169 201H173V202H174L175 200H174V198H173V200H169ZM224 201H226V200H224ZM224 201H223V202H224ZM45 202L47 203V201H45ZM50 202H49V204H50ZM55 202H56V201H55ZM80 202H81V201H80ZM80 202H79V203H80ZM114 202L116 203L117 201L115 200ZM120 202H119V203H120ZM126 202H127V201L124 202V201L122 200V203L125 204ZM129 202H130V201H129ZM132 202H133V200L131 201V203H132ZM218 202H219V201H218ZM236 202H237V201H236ZM238 202H239V201H238ZM256 202H257V201H256ZM27 203H26V205L28 206ZM39 203L42 204V202H39ZM52 203H53V202H52ZM56 203L58 204V202H56ZM56 203H55V204H56ZM107 203H108V202H107ZM107 203L105 202V204H104V203H103V204L106 205ZM119 203H118V204H119ZM131 203L128 204V202H127L128 206H129ZM138 203H139V202H138ZM162 203H163V201H162ZM206 203H207V202H206ZM211 203H212V202H211ZM228 203H229V201H228ZM228 203H227V204H228ZM231 203H232V202H231ZM244 203H245V201H244ZM249 203H252V202H249ZM263 203H264V200H263ZM18 204H19V203H18ZM21 204H20V205H21ZM44 204H45V203H44ZM49 204H46V206L49 205ZM57 204H56V205H57ZM61 204H62V202H61ZM103 204H101V205L99 204L100 206H102V207H100V208L106 207V206H103ZM120 204H121V203H120ZM136 204H137V203H136ZM145 204H146V203H145ZM169 204H170V203H169ZM171 204H172V202H171ZM174 204H175V203H174ZM224 204H225V203H224ZM227 204H225V208H224L223 205L220 204L221 206L219 205V206H220L219 208H221V207H222V208H221L219 211L223 213V214H220V215H222V218L224 217V219L227 221L228 226L226 227V226H223V225H222L223 227H226V229L224 228V230H223V227L221 228V226H219V225L222 223V222H221L220 224H218V226H219L220 228H219V227L217 228V229H219L217 232L220 231L221 233H223V232L225 231V232H224L225 234H226L227 232H228V233L230 232V233H231L230 235H233L234 237H236V236H237L236 232H235V235L232 234V233H234V228L236 229V228L239 227V226H238V227H235V226H237L238 223H237L235 226H233L234 228H233V231H232V232H231V230H232L231 228H232V225H233V224L235 223V221H236V217H237V219H238V216H237V215H239V214H237V209L239 208L240 202H239L238 205L236 204V205L238 206V208H233V207H232V208H231V207L229 208V207H228V209H226V207H227L226 205H227ZM252 204H253V203H252ZM252 204H251V205L247 204V207H246V208H248L249 206H252ZM29 205H30V204H29ZM32 205H34V203H33ZM32 205H30V206H32ZM38 205H39V204H38ZM42 205H43V204H42ZM99 205H98V206H99ZM131 205H132V204H131ZM131 205H130V206H131ZM137 205H138V204H137ZM175 205H176V204H175ZM179 205H180V204H179ZM207 205H209V204H207ZM232 205L234 206V203H233ZM52 206L55 207V205H52ZM108 206H109V205H108ZM133 206H134V204H133L131 207H133ZM135 206H136V205H135ZM135 206H134V207H135ZM141 206H142V205H141ZM176 206H178V205H176ZM205 206H206V205H205ZM228 206H230V204H229ZM240 206H242V204H241ZM256 206H257V204L255 205V208H256ZM263 206H264V205H263ZM15 207H17V205H16ZM44 207H45V206H44ZM48 207L50 208V207H51V204H50V206H48ZM48 207H47V208H48ZM56 207H58V206H56ZM61 207H63V206L61 205V206L59 207V209H60ZM89 207H90V206H89ZM89 207H88V209H91V208H89ZM92 207H93V206H92ZM95 207H96V206H95ZM125 207H126V206H125ZM139 207H140V205H139ZM165 207L167 208L166 205H165ZM165 207L163 206V208L161 207L162 209L160 208V210H162V211H160V213L163 212V210H164ZM168 207H169V206H168ZM173 207H174V206H173ZM235 207H236V206H235ZM257 207L260 208V206H257ZM51 208H52V207H51ZM71 208H72V207H71ZM73 208H74V206H73ZM81 208H82V207H81ZM108 208H109V207H108ZM170 208H171V207H170ZM190 208H192V207H190V205H186V209H185V211L188 210L189 215L191 216V217H190V218H191L190 221L188 220V218L186 219L185 215H187V214H185V211H183V209H182L181 207H180V208L176 207V209L173 210V213H170L169 215L166 214V219H167V220H166V222L164 221V223H166V225H165V224L162 225L163 223L161 224V222H159L161 225H160L159 223H157V224H159L160 226H165V228L162 230V233H163L164 235H166V237H168V238L170 239L169 242L171 243V244H170L171 246H172V243H174V244L177 243L178 246H182V248H183L181 251H180V250H179V251H176V249H177L176 246H175L176 244L174 245V247H175L176 249L172 246V247L175 249V251H176V252H174V254H172V255H173V258L176 257V260H178L177 258H181L180 261L182 262V264H223V263H224V260H223L221 257H220L221 259H220V258H216V257H214L215 254H216V252L214 253V256H213V255L211 256V249L208 247L209 244H206V243H205V242H206L205 240H209V239H210V240L212 241L215 237H216V238H215L214 240L218 239V238H217L218 235H217V236L214 235V237H210V238H208V239H207V238L205 239V237H206L205 235L208 234L209 230H208L207 233H206V231H207V229H209V228L205 229V226H206V225H205L204 227L202 226L203 224L201 223V218L198 217L200 214L198 215V213H199V212H198L197 215H196V211H195L194 209H193V210L195 211V213H194L195 216L192 217L193 215L191 214V210H190ZM244 208H245V207L240 208V210H242V209H244ZM246 208H245V209H246ZM258 208H257V211H256L257 214H255V215H257V217H258L257 219H260L261 217L259 218V216H258V211H259ZM56 209H57V208H55V209L53 210V208H52L53 211H55ZM59 209H58V210H59ZM61 209H62V208H61ZM61 209H60V210H61ZM84 209H85V207H84ZM92 209H93V211L95 210L94 208H92ZM98 209H99V208H98ZM98 209H97V210H98ZM103 209H106V208H103ZM136 209H137V211H138V208H136ZM179 209H180V210H179ZM215 209H217V211H218V208H217V207H215ZM249 209H250V208H248V209H246V210L250 211L251 209H250V210H249ZM253 209H254V208H253V206H252V210H253ZM260 209H261V208H260ZM58 210H56L55 212H57ZM60 210H59V211H60ZM81 210H82V209H81ZM118 210H119V209H118ZM124 210H125V209H124ZM126 210H127V211H130L129 208H127ZM140 210H141V209H140ZM165 210H166V209H165ZM201 210H202V209H201ZM238 210H239V209H238ZM240 210H239L238 212H240ZM263 210H264V208H263ZM263 210H262V211H263ZM72 211H73V210H72ZM87 211H88V210H87ZM93 211H92V213H93ZM107 211H108V210H107ZM109 211H110V208H109ZM109 211H108V213H109ZM127 211H126V212H127ZM180 211H183L185 215H184V214H181ZM254 211H255V210H254ZM99 212H100V211H99ZM131 212H133V211L131 210ZM144 212H145V211H144ZM183 212H182V213H183ZM209 212H210V211H209ZM215 212H216V210H215ZM58 213H59V212H58ZM71 213H72V212H71ZM84 213H85V212H84ZM86 213H87V212H86ZM88 213H90V211H89ZM103 213H104V212H103ZM122 213H123V210H122ZM128 213H130V212H128ZM128 213H127V214H128ZM136 213H137V212H136ZM158 213H159V212H158ZM158 213H156V214H158ZM163 213H165V211H164ZM166 213H169V212H166ZM211 213L214 214L213 210H212V212H210V214H211ZM241 213H243V212H240V214H241ZM244 213H246L245 210H244ZM247 213H248V212H247ZM247 213L244 214V215L242 214V217H244L245 215H246L247 217H249L250 215L248 216ZM250 213H251V215H252L253 212H250ZM263 213H264V212H263ZM263 213H262V214H263ZM76 214H78V213H76ZM104 214H106V213H104ZM134 214H135V213H134ZM142 214H143V213H142ZM207 214H208V213H207ZM207 214H206V215H207ZM210 214H209V217H210ZM216 214H217V213H216ZM216 214H215V215H216ZM236 214H237V215H236ZM49 215H50V214H49ZM67 215H68V214H67ZM86 215H87V214H86ZM89 215H90V214H89ZM101 215H102V213H101ZM101 215H100V216H101ZM107 215H108V214H107ZM116 215H118V214H116ZM125 215H126V214H125ZM125 215H124V216H125ZM161 215H163V214H161ZM164 215H165V214H164ZM255 215H254V216L252 215V216L255 217ZM12 216H13V215H12ZM103 216H104V215H103ZM109 216H110V215H109ZM126 216H127V215H126ZM126 216H125L124 219H126ZM132 216H133V215H132ZM167 216H168V217H167ZM201 216H203V214H202ZM207 216H208V215H207ZM207 216H206V217H207ZM212 216H214V215H212ZM217 216H218V215H217ZM260 216H262V215H260ZM95 217H97V216H95ZM98 217H99V216H98ZM110 217H111V216H110ZM137 217H138V215H137ZM160 217H161V216H160ZM206 217H204L205 220L207 219ZM209 217H208V218H209ZM215 217H216V216H215ZM219 217L221 218V216H219ZM219 217H218V218H219ZM263 217H264V215L262 216V218L260 219V221H259L258 223H261V220H263ZM100 218H101V217H100ZM119 218H120V219H119ZM119 218H118V220H121V219H122L121 216H120ZM163 218H164V217H163ZM163 218H162V219H163ZM212 218H213V217H210L211 221H212ZM218 218H215V220H216V219L218 220ZM250 218H251V217H250ZM250 218H248V219L250 220ZM210 219H209V220H210ZM224 219H221L220 221H223ZM244 219H245V217L242 218V221H243V222L246 221V219H245V221H244ZM248 219H247V222H248ZM4 220H5V219H4ZM23 220H24V219H23ZM109 220H110V219H109ZM112 220H113V219H112ZM131 220H132V218H131ZM146 220H147V219H146ZM159 220H161V219H159ZM164 220H165V219H164ZM202 220H203V219H202ZM205 220H203L202 222H204ZM225 220H224V221H225ZM239 220H240V219H239ZM252 220H253V222H254L255 218L252 219ZM252 220H251V221H252ZM14 221H15V219H14ZM110 221H111V220H110ZM115 221H116V220H115ZM121 221H124V220H121ZM129 221H130V220H129ZM132 221H133V220H132ZM211 221H209V223H211ZM257 221H258V220H257ZM257 221H256V222H257ZM15 222H16V221H15ZM22 222H23V221H22ZM111 222H112V221H111ZM153 222H154V221H153ZM153 222H152V223H153ZM162 222H163V221H162ZM217 222H218V221H216V223L214 222V223H211V224H212V225H213V224H216V226H217ZM237 222H238V221H237ZM247 222H245V223H246V227L244 226L245 228H247V226H249V225H247V224H249L250 222H249V223H247ZM17 223H19V222H17ZM112 223H113V222H112ZM133 223H134V221H133ZM150 223H151V222H150ZM207 223H208V222H207ZM245 223H244V225H245ZM254 223H255V222H254ZM254 223H253L252 225L255 226L256 223H255V224H254ZM262 223H263V221H262ZM205 224H206V223H205ZM18 225H19V224H18ZM159 225H158V226H159ZM188 225H189V226H188ZM207 225H208V224H207ZM224 225H226V222H224ZM242 225H243V224H242ZM242 225H241V226H242ZM257 225H258V224H257ZM262 225H263V224H262ZM153 226H155V225H153ZM156 226H157V225H156ZM156 226H155V227H156ZM208 226L210 227L211 225H208ZM260 226H261V225H260ZM44 227H45V226H44ZM68 227H69V226H68ZM131 227H134V226L131 225ZM211 227H212V226H211ZM211 227H210V229L213 230L214 228H211ZM213 227H215V226L213 225ZM252 227H253V226H252ZM263 227H264V225H263ZM149 228H150V227H149ZM160 228H161V227H160ZM239 228H240V227H239ZM239 228H238V229H239ZM253 228H254V227H253ZM253 228L251 229V226H250V229H249V230L251 231V230H253ZM257 228H258V226L255 227V230H257ZM151 229H152V228H151ZM161 229H162V228H161ZM215 229H216V227H215ZM215 229H214V230H215ZM243 229H244V228H243ZM243 229L240 228V230H243ZM28 230H30V229L28 228ZM72 230H73V229H72ZM156 230H158V227H156ZM214 230H213V233L216 231V230H215V231H214ZM222 230H223V231H222ZM258 230H259V229H258ZM261 230H262V229H261ZM263 230H264V229H263ZM78 231H79V230H78ZM152 231H153V230H152ZM236 231H237V230H236ZM245 231H246V230L244 229V230H243V233H244ZM32 232H33V233H36V231H33V230H32ZM74 232H75V231H74ZM158 232H160V230H159ZM210 232H211V233H209V234L212 236L213 233H212V231H210ZM220 232H219V233H220ZM237 232H238V231H237ZM239 232H240V231H239ZM239 232H238V234H239ZM251 232H252V231H251ZM261 232H262V231H261ZM261 232H260V233H261ZM33 233H32V235H30V234L27 235V234H26V237H24L25 234H24L23 236L20 235V237L22 236L23 238H25V239H24V242L22 241V243H23L24 246H23V245H22V246L20 245L21 248L24 247L23 250H25V251H23V252H22L23 254H21L20 258H18V259H19L18 264H52V260H53L52 257L54 256L55 252H57V251H55V250H56V248H58V247H60V246L56 247L57 244H55V243L53 242V240H52V241L50 240V239H51V238H50L51 236L49 237V235H48L46 232H45V233L47 234V235H46L47 237H45V236L43 237L42 235H43V234L45 235V233L42 234V232H39V233H38V234H40V236H36V234L34 235ZM48 233H49V232H48ZM70 233H71V232H70ZM75 233H76V232H75ZM78 233H79V232H78ZM80 233H81V232H80ZM160 233H161V232H160ZM243 233H240V234H243ZM248 233H249V232H248ZM257 233H258L257 231H256V233H254V231H253V234L256 235ZM260 233H259V234H260ZM41 234H42V235H41ZM76 234H77V233H76ZM217 234H218V233H217ZM240 234H239V235H240ZM244 234H245V236H246L247 231H246V233H244ZM250 234H251V233H250ZM253 234H251V235L253 236ZM81 235H82V234H81ZM158 235H159V234H158ZM239 235H238V236H239ZM247 235H248V234H247ZM251 235H250V236L248 235L249 238L251 237ZM262 235H264V234H262ZM7 236H8V235H7ZM207 236H208V235H207ZM219 236H220V234H219ZM227 236H228V235H227ZM233 236H232V237H233ZM240 236H241V235H240ZM242 236H243V235H242ZM248 236L245 237L244 240H245L246 238H247V240H248V239H249ZM259 236H260V235H259ZM48 237H49V240H46V239H48ZM73 237H74V236H73ZM77 237H78V236H77ZM77 237H76V238H77ZM101 237H103V236H101ZM193 237H196V238H197V241H199V243H198L197 245H195V246H194V245L192 246V244L190 245V244L187 243V241H188V240H192L191 238H193ZM221 237H224V238H225V235L223 236V234H222ZM221 237H219V238H221ZM228 237H229V236H228ZM228 237H226V239H227ZM230 237H231V236H230ZM254 237H257V236H254ZM7 238H8V237H7ZM23 238H22V239H23ZM45 238H46V239H45ZM74 238H75V237H74ZM95 238H96V237H95ZM105 238H106V237H105ZM109 238H111V237H109ZM139 238H140V237H139ZM236 238H237V237H236ZM236 238H235V239H236ZM238 238H239V237H238ZM238 238H237L236 240H239V239H240V238H239V239H238ZM261 238H263L262 240H264V237H263V236H262ZM22 239H21V240H22ZM98 239H99V238H98ZM106 239H107V238H106ZM193 239H194V238H193ZM226 239H225V241H226L225 243H227V242L230 243V242H231V240L228 241V240H226ZM228 239H229V238H228ZM251 239H252V237L250 238V240H251ZM253 239L255 240V238H253ZM18 240H19V239H18ZM71 240H72V239H71ZM73 240H74V239H73ZM85 240H86V239H85ZM222 240L224 241V239H222ZM236 240H235V241H236ZM241 240H243V237H242ZM244 240H243V241H244ZM254 240H253V241H254ZM68 241H69V240H68ZM102 241H103V240H102ZM112 241H113V240H112ZM115 241H116V240H115ZM139 241H141V240H139ZM157 241H158V240H157ZM171 241H174V242H171ZM195 241H196V240H195ZM197 241H196V242H197ZM243 241H241V242L243 243ZM257 241H258V240H257ZM259 241H261V240H259ZM69 242L72 243L73 241H69ZM105 242H106V241H105ZM109 242H111V241H109ZM128 242H129V241H128ZM136 242H137V241H136ZM151 242H152V241H151ZM212 242H214V241H212ZM217 242H218V241L216 240V243H217ZM219 242H221V240H219ZM232 242H233V241H232ZM232 242H231V243H232ZM236 242H238V241H236ZM236 242L234 243L233 247H235ZM239 242H240V240H239ZM241 242L239 243L240 245L242 244ZM249 242H251V241H249ZM249 242L247 241V243H249ZM15 243H16V242H15ZM19 243H21V242L19 241ZM22 243H21V244H22ZM74 243H76V242H74ZM74 243H73V244H74ZM113 243H114V242H113ZM141 243H142V242H141ZM192 243H193V244H196V243H194V242H192ZM259 243H260V242H259ZM263 243H264V241H263ZM16 244H17V243H16ZM66 244H68V242H67ZM66 244H65V246H66ZM73 244H72V245H73ZM76 244H77V243H76ZM110 244H111V243H110ZM110 244H109V245H110ZM154 244H155V243H154ZM156 244H157V243H156ZM164 244L167 245L168 243H164ZM223 244H224V242H223V243H222V242L220 243V245H223ZM239 244H238V245H239ZM243 244H244V246H245V243H243ZM249 244H250V243H249ZM254 244L256 245L255 242H254ZM261 244H262V243H260L259 245H261ZM8 245H9V244H8ZM69 245H71V244H69ZM69 245H68V246H69ZM103 245H104V244H103ZM133 245H134V244H133ZM150 245H151V244H150ZM207 245H208V246H207ZM220 245H216V247L219 246L218 248L221 247V250H222L223 248L226 249V250H228V248H225L224 245H223V246H220ZM247 245H248V244H247ZM251 245H252V244H251ZM257 245H258V244H257ZM263 245H264V244H263ZM263 245H261V246H263ZM14 246H15V245H14ZM62 246H63V245H62ZM73 246H75V245H73ZM77 246H78V245H77ZM77 246H76V247H77ZM136 246H137V245H136ZM136 246H134V247H136ZM142 246H143V247H142L143 250H144V249H145L146 251L154 250V247L151 248L150 246H147V247H146V246L144 247V245H142ZM171 246H170V248H171V250H172V247H171ZM225 246L227 247V245H225ZM229 246H230V245H229ZM229 246H228V247H229ZM231 246H232V245H231ZM236 246H237V244H236ZM242 246H243V245H242ZM248 246H249V245H248ZM78 247H79V246H78ZM80 247H83V246H80ZM108 247H109V246H108ZM110 247H111V246H110ZM137 247H138V246H137ZM157 247H158V245H157ZM157 247H155V249H157V251L155 250V251H153V252L156 253V252L159 251V252L161 253V251H163V254H165V253H164V252H165L164 250H168L169 245L167 246V249L165 248L164 245H163V246H160L161 248H159V249H158ZM162 247H163V248H162ZM210 247H211V246H210ZM222 247H223V248H222ZM249 247H250V246H249ZM249 247H247V248L249 249ZM253 247H256V246H253ZM258 247H260V246H258ZM258 247H257V248H258ZM263 247H264V246H263ZM8 248H9V247H8ZM13 248H14V247H13ZM21 248H20L19 251H22ZM70 248H71V247H70ZM72 248H73V247H72ZM72 248H71L70 250H73ZM122 248H123V247H122ZM179 248H180V247H179ZM211 248H212V247H211ZM218 248H217V249H218ZM230 248H231V247H229V249H230ZM240 248H243V247H241V246L239 247V246H238V249H237V250L239 251ZM245 248H246V247H245ZM247 248H246V249H247ZM74 249H75V248H74ZM81 249H82V248H81ZM106 249H107V248H106ZM180 249H181V248H180ZM212 249H213V248H212ZM224 249H223V250H224ZM232 249H233V248H232ZM234 249H236V247H235ZM246 249H245V250H246ZM248 249H247V250H248ZM255 249H256V248H255ZM261 249H263V248H261ZM9 250H10V248H9ZM76 250H78V249L76 248L74 253H77V252H78V251L76 252ZM83 250H84V249H83ZM88 250H89V249H88ZM88 250H86V253H87ZM90 250H92V249H90ZM109 250H110V249H109ZM111 250H112V248H111ZM136 250H137V249H136ZM226 250H225V251H226ZM240 250H241V249H240ZM258 250H259V249H258ZM12 251H15V250H12ZM59 251H60V250H59ZM64 251H66V249H65ZM73 251H74V250H73ZM79 251H81V250H79ZM105 251H106V250H105ZM105 251H104V252H105ZM121 251H125V249H124V250H121ZM146 251H145V252H146ZM169 251H170V250H169ZM215 251H216V250H215ZM225 251H223V253H225ZM228 251L232 252L231 250H228ZM248 251L251 252L250 249H249ZM252 251H254V250L252 249ZM262 251H263V250H262ZM8 252H9V251H8ZM62 252H63V251H62ZM81 252L83 253V251H81ZM84 252H85V251H84ZM89 252H90V251H89ZM89 252H88V253H89ZM92 252H93V251H92ZM102 252H103V250H102ZM107 252H109L108 249H107ZM116 252H117V251H116ZM159 252H158V253H159ZM166 252H167V251H166ZM171 252H173V251H171ZM221 252H222V251H221ZM243 252H244V251H243ZM246 252H247V251H246ZM246 252H245V253H246ZM249 252H248V253H249ZM255 252H257V251H255ZM13 253H14V252H13ZM66 253H67V251H66ZM74 253H73V254H74ZM86 253H85V254H86ZM88 253H87V255H88ZM98 253H99V252H98ZM105 253H106V252H105ZM118 253H119V252H117V254H118ZM121 253H124V252H121ZM167 253H170V252H167ZM234 253H235V252H234ZM241 253H242V252H241ZM241 253H239V254H241ZM245 253H242V255H240V256H243V254H245ZM253 253H254V252H253ZM259 253H260V252H259ZM259 253H258V254H259ZM15 254H16V253H15ZM18 254H20V253H18ZM56 254H59V252L56 253ZM64 254H65V253H64ZM64 254H63L62 256H65ZM73 254H70V255L73 256ZM80 254H81V253H80ZM83 254H84V253H83ZM85 254H84V255H85ZM99 254H100V253H99ZM99 254L97 255V258H99V257H98ZM107 254H109V253H107ZM110 254L112 255V257L114 256V255H113V251H110ZM206 254H208V256H210V257H207ZM212 254H213V253H212ZM231 254H233V253H231ZM237 254H238V252H237ZM260 254H261V253H260ZM68 255H69V253H68ZM76 255H77V254H76ZM87 255H86V256H87ZM118 255H119V254H118ZM124 255H125V253H124ZM160 255H161V254H160ZM226 255H227V254H226ZM229 255H230V254H228V256H229ZM233 255H234V254H233ZM235 255H236V253H235ZM13 256H14V255H13ZM15 256H16V255H15ZM56 256H57V255H55V257H56ZM60 256H61V255H60ZM60 256H59V257H60ZM72 256H71V257H72ZM92 256H93V254H92ZM92 256H90V257L92 258ZM101 256H102V255H101ZM103 256H104V255H103ZM105 256H106V254H105ZM105 256H104V257H105ZM146 256H147V255H146ZM237 256H238V255H237ZM237 256H236V257H237ZM244 256H245V255H244ZM244 256H243V257H244ZM251 256H252V255H250V257H251ZM17 257H18V255H17ZM55 257H54V259H57V258H55ZM57 257H58V256H57ZM68 257H70V256H68ZM75 257H76V256H75ZM104 257H103V258H104ZM107 257H108V258L110 257V259L107 260L108 262H110V260H111V262L114 261V263H116L114 259H111V256H110V255H107ZM132 257H133V256H132ZM132 257H131V258H132ZM135 257H136V256H135ZM135 257H134V258H135ZM148 257H149V256H148ZM150 257H151V256H150ZM222 257H223V256H222ZM224 257H225V256H224ZM243 257H241V258L238 257V259H239V258L241 259V260H239V261L242 262ZM247 257H248V255H247ZM247 257H245L246 260H249L250 257H249V259H247ZM256 257H257V256H256ZM64 258H67V257H64ZM88 258H89V257H88ZM118 258H121V257L119 256ZM138 258H140V257H138ZM145 258H146V257H145ZM145 258H144V259H145ZM171 258H172V256H171ZM226 258H227V257H226ZM254 258H255V257H254ZM254 258H252V260H253ZM18 259H17V260H18ZM58 259H59V258H58ZM58 259H57V260H58ZM62 259H63V257H62ZM81 259H82V257H81ZM141 259H142V258H141ZM141 259L138 260L139 263H137V262H136V263L133 262V263H134V264H141V263H140V261H142ZM169 259H170V258H169ZM231 259H234V258H232V256H231ZM231 259L228 258V259L225 260V261H228L227 263H229V264H238V262H236L235 259H234V261H232ZM15 260H16V259H15ZM64 260H65V259H64ZM64 260H63V261H64ZM75 260H76V259H75ZM77 260H80V258L77 259ZM93 260H94V257H93ZM97 260H98V259H97ZM97 260H96V261H97ZM100 260H102V259H100ZM103 260L106 261V259H103ZM112 260H113V261H112ZM116 260H119V259L116 258ZM136 260H137V257H136ZM136 260H135V261H136ZM147 260H148V259H147ZM152 260H153V259H152ZM246 260H243V261H246ZM250 260H251V259H250ZM250 260H249V262L251 263ZM255 260H256V259H255ZM53 261H54V260H53ZM68 261H69L70 264H92V260H91L90 258H89V261H86V262H81V261H80V262H74V261H70L69 259H68ZM82 261H83V260H82ZM98 261H99V260H98ZM98 261H97V263H99ZM105 261H104V263H105ZM130 261H131V259L129 260V262H130ZM133 261H134V260H133ZM256 261H258V260H256ZM60 262H61V261H60ZM60 262H59V263H60ZM64 262H65V261H64ZM64 262H63V263H64ZM102 262H103V261H102ZM102 262H100V263H102ZM108 262H107V263H108ZM111 262H110V263H111ZM119 262H120V261H119ZM119 262H118V263H119ZM129 262H128V264H129ZM146 262H148V264H149V261H146ZM150 262H151V261H150ZM152 262H153V261H152ZM152 262H151V264H152ZM166 262H167V261H166ZM175 262L178 263V261H175ZM181 262H179V264H180ZM222 262H223V263H222ZM246 262H247V261H246ZM254 262H255V261H254ZM254 262L251 263V264H255ZM259 262H261V264H262V261H259ZM263 262H264V260H263ZM59 263H58V264H59ZM61 263H62V262H61ZM61 263H60V264H61ZM100 263H99V264H100ZM107 263H106V264H107ZM118 263H117V264H118ZM155 263H156V260H155V262H153V264H155ZM177 263H176V264H177ZM94 264H95V263H94ZM111 264H112V263H111ZM125 264H126V263H125ZM145 264H146V263H145ZM157 264H158V263H157ZM167 264H168V263H167ZM173 264H175L174 261H173ZM239 264H240V262H239ZM242 264H243V263H242ZM256 264H257V263H256Z\"/></svg>","mask_w":264,"mask_h":264}]
</instances>
